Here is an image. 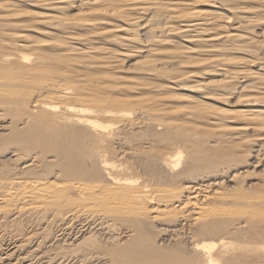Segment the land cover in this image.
I'll return each mask as SVG.
<instances>
[{
  "label": "rangeland",
  "instance_id": "obj_1",
  "mask_svg": "<svg viewBox=\"0 0 264 264\" xmlns=\"http://www.w3.org/2000/svg\"><path fill=\"white\" fill-rule=\"evenodd\" d=\"M88 1L89 0H58V1L57 0H53L52 2L50 1L51 3H49V2H46L44 0H0V20H3V19L7 20L8 17H10V18H8V20H14L15 19L16 22H18V23L20 22V24H22L24 27L25 26H26V28L28 27L27 30H24L23 31V33L26 32L24 35L28 36L29 39H32L33 40L32 43H31V41H29L30 44H34V42L36 40L42 42L43 45L42 44L39 45V47L41 48V51L43 50L42 53H45L46 54V52H48V54H46V55H48V57L53 56V59L52 58H49L50 61H51V63L49 62V60L48 61H45V62H49L50 63L49 66L53 67V69H54V70L52 69L53 71L51 70L52 71L51 73H53V76L51 75V73L50 74L48 73V75H47L48 78L49 77L50 78L51 77H54L55 78V79L53 78L54 81H58V82L61 81V83H64V82L66 83L68 79L71 80V81L68 80L69 83H71L73 81L72 83L75 84V81H76V84H77V85H75V87H76L75 88L76 89L75 91L76 92L83 94L84 92L89 91L86 94L87 95H92L91 97H93V94L94 93L98 94L100 92L98 94L100 97L97 96L96 94L94 96L95 97L97 96V98L99 97L101 100H105V99L108 100L110 97H113V98H118L119 97V99L120 98L121 99L122 98H125V99H130V101H133V102H130L129 103L130 106L128 105V106H126V108L125 107H122L121 108V109H125V110H123V113L126 114V116L125 115L122 116L123 118L121 116H118L117 120L114 121L115 122V125L114 126L117 125L116 128L123 127V124L125 123V121L126 122H132L134 124L133 127H128L127 130H126L129 133V135L125 131L126 132V136H122V140L121 141H123L122 144L124 143V145H121L120 144L121 142H118L119 143V146H118V143L117 144H114V145H117L114 148L115 151L117 150L116 152H118V150L122 149V150H124V152L125 151L127 152L129 150L128 152L130 154V152L133 150L131 152V154H130V156H131L132 159L129 158L130 156H128V154H127L128 152L125 153L126 154L125 157H127V159L129 160L128 161V164L126 162V160H127L126 158H124L125 161L123 159H121V162H126V164H125L126 167H129L131 169V171L134 172V173H132L130 171V173H131L130 175H132L133 178L137 179V177H138L139 182L141 180V182H140L141 184L142 183H145L146 182V177H150L151 176V175H148L149 174V171H151L150 174H152V173L154 174L156 172V175L154 174V178L156 176L158 178V176H159L158 174H162L163 171H164L163 169H159L160 167L158 165V163H159V159L158 158H161L162 157V155L159 154V153H161L160 151L161 150L164 151L165 149H166L165 151H167V148L170 147L169 145H171V144L175 145V151L178 150L180 148V146H183L184 148H182V150H183V153H185L184 154L185 155V161H182L181 167H184L185 166L186 161L188 163L192 161L193 163L192 162L189 163L190 165L187 163L186 169L184 167V168H182V170H185V172L187 174H189V171H190L191 173L189 175L192 174V177L195 178V179H192V177L191 176H188L187 174H185V176L183 175L182 177L183 178H185V177H187V178L191 177L189 179H192V181H194V182L196 181V178H197L196 185L197 184L198 185H200V184L206 185L207 182H208L207 184H209V183H213L214 181L217 183V180H218V182H222L223 181L222 182L223 185L220 188V192L223 194V196H225L224 198H225L226 201L224 202V204L223 203L222 204L217 203L220 206L217 205V204H216V206H219V207L225 208V209H229L236 216H239V217L240 216L241 217L244 216V217H246L245 220L242 218L244 221H247L248 220L247 221L248 222V225H247L248 227H246L247 230L245 229V231L243 230V232H241V233L238 231L239 234H236L237 232L236 233L235 232H232V234L235 233L236 237L241 234L240 235L241 238L239 236L237 238H235L234 235H231V238L233 239V237H234V239H235V240L233 239L234 241H236L238 238H240V240H242V238H243V240L241 242H239L240 240H237L236 242L237 243H244L245 241L248 240L247 239V235L253 229L256 230V231H258V232H262L263 229L262 228H261L262 230L260 229V225H262L264 223V222H262V221H264V160H263L264 159V133H263L264 132V129L263 130L260 129L258 131L255 130L254 131L251 128L252 124H250L251 126L250 125L248 126V123L250 122L249 120H253V119H251L253 117L254 118H256V117L257 118H261L263 116L262 119H264V83H263L264 82V80H263L264 79V64H263L264 63V9H261L264 6V3L262 2L263 0H260V2L263 3V4H260L258 0H245V1L244 0H242V1L241 0H234V1L233 0L232 1L231 0H174V1H172V0H127V5H132V6H127V7H125V5H126V1L125 0H123V2L125 1L124 3L122 2V0L119 1L120 2L119 3L120 5H117V6H115L116 5L115 2H117V0H115V1L113 0L114 3H113L112 0H107L108 2L105 0L107 3L106 2L105 3H102V5L104 4L103 6L102 5H99V4H98L99 6L97 4H95V6H94V4L92 6L90 5L89 7H87V6L84 7V5L81 6V2H83L82 4H84V2L87 3ZM92 1H94V0H92ZM96 1H98V0H95V2ZM102 1L104 2V0H102ZM121 2H122V4H121ZM236 3H237V5H236ZM109 5H111L112 8L114 7L113 11H111V6L109 7ZM123 6L125 7V9L122 8ZM146 6H148L149 9ZM257 6H258V9H257ZM106 7H108V8H106ZM133 7H135V8L133 9ZM144 7L147 8L146 9L147 11L145 10ZM174 7L177 8V10ZM115 8H117L118 11H119V12L117 11V14L118 13H121L122 10L125 11L126 13L123 14V15H121V14L115 15V13H116V9ZM131 8H132V10H131ZM173 8L175 10H173ZM107 9L108 10L110 9L111 12L108 11ZM137 9H138V12H136ZM141 9L144 10V11L141 12ZM182 9H183V11H182ZM102 10L104 12H106V13L107 12H110V13L115 12V13L113 15H110V13H109V15L106 14V13H104L105 14L104 15V14L100 13V11H102ZM133 10H135V11H133ZM171 11L175 12L176 14L175 13L172 14ZM88 12H89V14L86 16V19L92 21L90 23H92L94 25V28L93 29H90V28L87 29V27L85 29V28H82L81 27V28L73 29V30L72 29H70V30L69 29L68 30L66 29L67 30L66 31V30L62 29V27H60L58 23L52 22V23H55V24H51V22L46 21V17L48 15H54V16H56L58 18L60 17V18H67V19H76L79 15H83V14L85 15ZM139 12H141V13H139ZM144 12H146L147 14L144 13ZM166 12H169V14H171L172 17L170 15L169 16H166L168 14ZM137 13H139V14H137ZM181 13H184V14H181ZM194 13H199V14L201 13V17L202 18L203 17L204 18L207 17L205 20H208V22H209V23L207 22V24L203 26V29H204L203 31L204 32L201 31L202 30L201 28L199 30H196V34L199 33L198 35H196L195 32L193 33V30H190L189 29V27H188L189 25H186L185 26V24H187V22L186 21H185L186 23L184 22L185 19H188L189 20V18H191L190 15L191 14H194ZM203 13H204V15L202 16ZM205 13H207V14L205 15ZM152 14H153V17H152ZM160 14L162 15L161 17H160ZM185 14H187V16ZM57 15H59V16H57ZM173 15H176V19H177V16L179 17L178 18L179 20H181L180 18H182L183 16H185L184 17L185 19H183V21L180 23L179 20H176L175 19V16H173ZM4 16H6V17L5 18H1V17H4ZM138 16H139V18H138ZM164 17H165V20H164ZM168 17H169V19H167ZM154 18H156V19H154ZM173 18L175 19V21H174ZM134 19H136V20L139 19V20L136 21V23H135L134 22L135 21ZM150 19L152 21L155 20L156 22L159 21L158 22L159 24L156 23L157 24V28H156V24L155 23H153V25H152V22H151ZM149 20H150L151 23L149 22ZM167 20H168V22H167ZM249 20H250V22H249ZM21 21H23V22H21ZM146 21L148 23H146ZM166 22H167L168 26H167ZM23 23H26V24H23ZM183 23H184V25H183ZM0 25H1L0 28H3V23L2 22L0 23ZM53 25L55 27H53ZM146 25H148V26H146ZM151 25H152V28L154 30L155 29L156 30L159 29V30L153 31L151 29ZM159 25H161V26H159ZM247 26H249V27H247ZM159 27H161L162 32H161V30H160ZM168 27L170 28V30L172 28L171 32H173V29H175L177 31L174 30L173 33H170V32L167 33L166 31L169 30ZM245 27H247L249 29H245ZM26 28H24V29H26ZM32 29H33V31H32ZM152 31H153V33H152ZM132 34L134 36L136 35V37H134L135 39H133V40H135L134 42H132V43H121L120 42V39H122V38H125L126 39L127 36L128 37H129V35L132 36ZM29 35H30L31 38L29 37ZM165 35H167V36H165ZM202 35L203 36H206V35L212 36V37H214V40L213 41L206 42V41H204V38L205 37H203ZM227 35H239L240 37H243V38L241 40L239 38L238 39L237 38H232L230 40L231 37L227 39ZM159 36H161L163 38H161ZM196 36H199V37H196ZM113 38H115V39H113ZM154 38H156L157 40L156 39L154 40ZM195 39H196V41H194ZM225 39L228 40V41H225ZM248 39H250L251 42ZM113 40H115V41H113ZM166 40H169V41H166ZM236 40L237 41L240 40V41L236 42ZM155 41L156 42L160 41V43L158 42L160 45L158 43H156ZM163 41H165V43ZM230 41H231V43H230ZM224 42H226V43H224ZM230 44H232V45H230ZM248 44L250 45V47H249ZM242 45H245V46H242ZM227 46H228L229 49L227 48ZM71 48H74V49H72V50H74V52L72 51V53H71V50H70ZM92 48L94 50H89V49H92ZM184 48H185V51H184ZM186 48L189 49L190 51L189 50L187 51ZM231 48H233V49L231 50ZM235 48H237V49H235ZM68 49L70 51H67V54H66V51L65 50H68ZM178 49H182V51L186 55L188 53V56L184 55V57L182 56L183 57L182 59L181 58L179 59L177 57V59L179 61L177 59L175 60L174 57H173L174 59H172V57H171V56H173V52L172 51L175 52V50H176V52H177ZM234 49H235V51H233ZM57 50L58 51L61 50L60 53ZM230 50L233 51V52H231ZM96 51H97V53H96ZM98 51L101 53L100 55H99ZM186 51H187V53H186ZM25 52L26 53H29L28 55H30V53H32V51H30V52L25 51ZM51 52H52V54H50ZM111 53L115 57L114 59L111 56ZM45 54H44V56H46ZM54 54H57V56L54 55ZM89 54H90V56H89ZM80 55L82 57H80ZM174 56H176V55L174 54ZM85 57H86V59L83 60V58H85ZM92 58L95 59V60H93ZM110 58H111V60H109ZM221 58L222 59L223 58L224 59L226 58L225 59L226 60V63L222 64L221 67H218V69H219L218 70L217 69V66L214 65L213 62L216 61V60H219ZM228 58H229V60H231L230 63H227V62H229ZM31 59L33 61L35 58H31ZM51 59L53 60V63H52V60ZM56 59L57 60L60 59V62L59 61L56 62ZM70 59H72L73 61L70 60ZM193 59H195V60L193 61ZM212 59H213V61H212ZM214 59H216V60H214ZM232 59H233L234 64L232 62ZM61 60L65 61V62H63ZM197 60L199 61L198 63L196 62ZM201 60H202V62H201ZM109 61L113 62L114 64L112 63V66L111 65H108L107 66V63L106 62H109ZM180 62L181 63L185 62L184 63L185 65L184 64H181ZM189 62L191 63V65H190ZM192 62H194V65H193ZM47 65L48 64L42 65V66H44V68L42 66H40L41 67V70H38V71H41V73L44 72V70H42V68L45 69L46 68L45 66H47ZM152 65H154V66H152ZM38 66L39 65H37V68H38ZM72 68H74V69H72ZM227 68H231V70L230 69H227ZM50 69L51 68L49 67V68H46L45 70H49L50 71ZM146 69L147 70L149 69V70L148 71H145ZM220 70H222V71H225V70L227 71L228 70V71H230L233 74L236 73L234 75L236 77H234V80H233L234 84H233L232 81L231 82L230 81L229 82H225V84L227 86H224V87H227V88H224V89H221V88L216 89V87L213 88V86H212L213 84L212 85L210 84V89H209V86H208V84L206 85V83H210V82H213V81H217V80L222 79L218 75L219 72H220ZM149 71H151V72H149ZM152 71H153V73H152ZM162 71H164V72H162ZM165 72H167V74H164ZM175 72H176V74H175ZM170 73H172L173 75L170 74ZM181 73L184 74V75H182ZM252 73H254V74H252ZM43 74H45V72ZM63 74H66L65 77H64ZM37 75H38V77H41L42 76V75L40 76V73L38 72L33 77H36ZM45 75L43 77H41V78H43V80L45 79V81L43 82V80L41 79L42 82H40V84L43 83V85H44V84H47L48 81H50V82L52 81V79H50V78L48 79L47 77H45ZM56 75L57 76H60V77H57ZM99 75H101L102 77L99 76ZM256 75H258V76H256ZM252 76H253V80H252ZM254 76H256V77H254ZM259 76H261V77H259ZM115 77L117 78V80H116ZM262 77H263V79H262ZM58 78H61V79H58ZM104 78H105V80H104ZM28 79H30V78H28ZM38 79H40V78H37V81H36L37 83L39 82ZM78 79L79 80L88 81L89 82L88 83L89 87L88 86L85 87L84 85H81L83 83H81V81H79ZM99 79H100V81H99ZM244 79H245V81H244ZM31 80H33V84H34V82H35L34 79H31ZM96 80H98L97 81L98 84H97ZM257 80H258V82H257ZM28 81H30V80H28ZM77 82L78 83L80 82L81 84L79 83V86H78V83ZM100 82H101L102 85L101 84L99 85ZM37 83H35V85H31L30 83L29 84H26L27 86H25V90L27 89V91H29V92H30V90L31 91L33 90L34 92L35 91L41 92L42 90L39 89L40 87L38 88V84ZM203 83H204V85H203ZM238 83H239V85H238ZM114 84H116L117 87L114 86ZM91 85H93V87H91ZM112 85L114 87L111 89ZM198 85H199L200 88L199 87L197 88ZM30 86H33V87L30 88ZM34 86H36L37 88L34 87ZM80 86H81V89H80ZM98 86H100V87L103 86V90H102V87L101 88L100 87L98 88ZM107 86H111L109 88L112 91L109 90L107 88ZM118 86L120 87L121 90L123 88H124V90H122V92H121V90L119 91ZM229 86L231 87V89H229L230 88ZM27 87L30 88V90H28ZM82 87H83V89H82ZM104 87H105V89H104ZM77 88H79V89H77ZM84 88H86L88 90H86ZM106 88L108 90H106ZM115 88H116L117 91L115 90ZM90 89H91V91H90ZM228 89L231 91L230 94H232V95L229 94L230 91ZM148 90H149V92H148ZM211 90H213V91H211ZM138 91L141 92V93H139ZM198 91H201L202 93L201 92H198ZM37 92H35V93H37ZM90 92H92V93H90ZM226 92H228V93L226 94ZM111 93L112 94L114 93V94L112 95ZM115 93H116V95H115ZM207 93H208V95H207ZM221 94H222V96H221ZM245 94H247V95L249 94L248 95L249 99L246 100V98H248V97ZM114 95H115V97H114ZM126 95H128V96H126ZM214 95H216V96H214ZM240 95H241V98H240ZM242 95H244V96H242ZM134 97H135V99H134ZM252 97H254L255 99H258V101H256L255 99H253V101H252ZM239 98L241 99V101H240ZM242 98H243V100H242ZM150 100H152L153 102L150 101ZM223 100H225V101H223ZM249 100L251 101V103H248ZM246 101H247V103H246ZM244 102H245V104H244ZM133 103H134V105H133ZM135 107H137V109H138L137 112H136L137 109ZM198 108H200V109H198ZM0 110L3 113V110L1 108H0ZM146 110H148V112H149V110L152 111V112L150 111L149 114L150 113L151 114L154 113L153 110H156V111L157 110H161V112L159 111V113L162 115V117L159 118V121H156L155 120V119H158V117L157 118L155 117V119L152 120L154 118V116H152L153 118L150 121V122L153 121L152 124L155 123L154 125H158L159 123H157V122H162V126H160V128H159L160 130L155 128L157 130L156 131L153 128V125H152V127L149 126L150 124H148V125L146 124L147 126L146 125L145 126L144 125L143 126L141 125V127H140V125L138 124V121L139 120H137L138 119V116L141 115L139 113L142 112V111H145L146 112ZM203 110H205V111H203ZM6 111L8 112V109H6ZM221 111L225 112L228 120L224 118L226 116ZM238 111H240V112L241 111H246V114L248 112L249 113L247 115L246 114L245 115L244 114L241 115ZM7 112H5V113H7ZM10 113H9L8 116H7V114L5 115L4 113L1 114V115L5 116V117L7 116V118L9 117V119H7V118L4 117L3 118L4 120H2V119H1L2 121L0 120V131H1L0 132V151H1L0 152V154H1L0 155V171L7 170L6 172L3 171V174H1L2 172H0V178L2 176L5 177L6 176L5 175L6 173L7 174H10L11 171H13V170L14 171L10 174L11 176L14 175L15 178L12 177L13 179H16L17 178V176H16L17 174H18V176L19 175L21 176V173H23V174L25 173V175L22 174L23 176L21 178L18 177V179H23L24 180L26 177H27L26 179H29L28 176L31 177L32 174L33 175H36L37 173H39V175H41V173H43V175H42V177H43L44 174H45V171L42 168H44L46 170V167H48L47 165L49 164V166L51 165L50 168H54L53 171H55V167H52V166H56L55 163H53L56 160L58 161V162L56 161L57 163H59V162L61 163L62 161H64V166H65V164H67L65 166V168H67L68 165H70V166H73V165L70 162L69 163L68 162L65 163V161H71V160L72 161H76V160H78V157H80V159L82 158V156H78L77 157V155H76V158H75V154L78 153V152L77 153L75 152V154L73 153L74 154V156H73L74 160L73 159H70V158H68V155L71 153V151L72 152H74V151L69 149L66 152V149L67 148H65V151L60 148L62 154H64V152H66V153L69 152L68 155L66 153L64 154V156L66 155L67 157L66 156L65 157L62 156L61 153H60L61 156H60V154H58L60 157H62L64 159L65 158L66 159L67 158L69 159V160H63L62 159L60 161V159H61L60 157H59L60 159L59 158H56L55 159V156L58 157V155H56L57 152H56V154H54V153H52V154L50 153L51 155L49 153L47 154V151L45 150V148L42 149V146L40 144L38 146L37 144H35L36 142H33L32 140H30L32 138H30L29 141L28 140L27 141L24 140L23 136L26 138L27 134H25V133H28V130H26L27 132L26 131H24V132L19 131L20 128L14 127L13 126V123H12V120L16 123L19 120H17V121H15V120L17 118L19 119L23 115V116H25V117H23L24 118V121H25V118H26V122H28L27 121V117L30 116V114L29 115L27 114L26 109L25 110H19L18 111V109H16V108L13 109V110H11ZM233 113H235L237 116L235 114H233ZM142 114H144V112ZM223 114H224V117L222 116ZM128 115H130V116H128ZM198 115L200 117L202 116L203 118L201 117V119H200L198 117ZM12 116H13V119L11 118ZM206 116H207V118H206ZM213 116H215V118H221V117H223V120L221 118L222 122H220V124H218V126L220 125L221 127L220 126L219 127L218 126H214V125L211 124L213 121H211L210 118H208V117H213ZM119 117H121V118H119ZM0 118H1V116H0ZM23 118L21 117V119H23ZM204 118H206V119H204ZM242 118L243 119L244 118H247L248 121H246V119L243 120ZM5 119H7V120L5 121ZM21 119H20V121H21ZM135 120L137 121V123H134ZM20 121H19V123H20ZM154 121H156V122H154ZM119 122H120L121 126L118 125ZM167 123H169V124L172 123V124L177 125L178 130L181 129V130H179L180 132L181 131H184V129H185V127H181V126H186L189 129H191L192 128V125H193V128L195 127L194 128L195 131H196V128L197 129L198 128L200 129L201 132H199V129H198L196 133L201 134L202 135L201 137H198L196 133H195L196 135L193 133V136L198 137L197 139H200V140L195 139V137L194 138L193 137L192 138L190 137L191 140L194 139V146H197L196 148L194 147V149H193V151L196 150V151H194L196 155L195 154H192L195 157H192V155H189V154H191V152H189V151L190 150L192 151V147H191V149L187 148V145H189V142L190 143H193V142H191V140L190 141L187 140V143H185L187 145H185L184 144V141H186V140L184 138H181L182 140H180V141H183V139H184V141H183V143H180V141H179L180 138L178 136V133H180V132H178V131L171 132L170 131L168 133L169 129L168 130L165 129L166 131L164 130V128H166V126L164 127V125L167 124ZM10 124H12V125H10ZM20 124H18V126L21 127V130L23 131V129H24L25 126L22 129V125L23 124L24 125H27V124H25V122L24 123H20ZM221 124H223V125H221ZM179 125H181L180 126L181 128H179ZM210 125H212V126H210ZM247 126H248V129H247ZM242 127L245 128V129L244 130H240V128H242ZM130 128H131V131H129ZM182 128H184V129H182ZM16 131H17V133L20 132V133H18V135L19 134L21 135V133H22V135L21 136L20 135L19 136H16L15 135ZM125 132H124V134H125ZM206 132H210L209 133L210 135L208 133H206ZM171 133H175V134H171ZM203 134H204V136H203ZM7 135H9V136L7 137ZM127 135H128V137H127ZM167 135H169V137ZM182 135H183V137L186 136L185 134H182ZM5 136H6V138H4ZM10 136H11V138H10ZM170 136H173L174 138H175V136L178 137V138H175L174 139V142L175 143L174 142H170L171 140H169V139H172L173 140V137L171 138ZM13 137L15 138V140H14ZM17 137H21V139L18 140ZM125 137H127V140L125 139ZM165 137H167V138H165ZM123 138L126 141L123 140ZM6 139L8 140V142L5 141ZM16 139L18 140V142H17ZM167 139L169 141H166L165 142V140H167ZM176 139H178L179 142L177 141V143H176ZM187 139H189V137H187ZM12 140H13V143L10 142ZM21 140L22 141L24 140L23 143L21 142ZM30 141H32V142H30ZM20 142L22 143L21 145H20ZM17 143H19V145ZM33 143H34V145H33ZM178 143L181 144V145H179ZM231 143L234 144V145H232ZM242 143L244 145L246 144L247 146L246 145L245 146H242L243 145ZM248 143H249V145H248ZM230 144H231V146H230ZM239 144L243 148H241V146L239 147ZM17 145L20 148L23 147L22 149H24L27 146L26 147L27 148V150H26L27 152H28V149L30 148V146L34 147V146L37 145L39 147V149L37 148V146H36L37 149H35V147L34 148H30V149H33V151H37V152L39 150V152H41V154L43 155V157H42V155L39 156L40 155L39 152L38 153L37 152H34V155L37 156L39 158V160H40L39 161L40 162V165L38 164L39 165L38 166L39 167L38 169L35 168L37 170H34V168L32 169V171L34 170V172L33 173L31 172L32 173V174L30 173L31 175L30 174L28 176L26 175L29 172L28 173L27 172H23V171L21 172L22 165L24 164L25 161L27 162L29 160V158L28 159L26 158L27 160H23L24 162H21L22 159H20L18 161L16 160V158H18L20 156V154L19 155L18 154H14V153H18L19 152V149L20 148L18 149L17 148L18 147ZM12 146L14 147V149L12 148ZM40 146H41L42 151L44 150L43 152L40 150ZM4 147H6V148H4ZM63 147H65V146L63 145ZM229 147H230V149H228ZM15 148H17L18 151H16ZM4 149H5V151H4ZM8 149H10V150H8ZM22 149H20V152L22 154H24L23 152H26V151H23ZM30 149H29V152H30ZM130 149H131V151H130ZM185 149H189V150H185ZM215 149L216 150H219L221 152L223 151L224 153H221V155H220L219 151H216V152H218L216 154ZM134 150L136 152H134ZM147 151H149V152H147ZM186 151H188L187 152V154L189 153L188 155L186 154ZM11 152L12 153L14 152V153L12 154ZM32 152H30V157L34 159L35 156L33 157V155H31V154H33ZM124 152L121 151V153H120V151H119L118 154H120V155L118 157H120L121 154L124 153ZM137 152H138V155H142V157H138V155L136 156ZM145 152H147V154H145ZM206 152L207 153L209 152L208 154H211V155L205 154ZM141 153H143L144 155L141 154ZM198 153H200V157H197V156H199ZM22 154L20 156L21 158H23V156H24ZM25 154H26L25 157L26 156L29 157V155H27V153H25ZM45 154H46L47 157H48V155L49 156L54 155V158H52V157L51 158L50 157L47 158L45 156ZM71 154H70L69 157H72L73 154L72 155ZM223 154H225V156ZM163 155H164V153H163ZM184 155H183V159H184ZM44 156H45V158H44ZM132 156L133 157H136V158H133ZM40 157H41V159H40ZM201 157H203V158L201 159ZM193 158L194 159L195 158H198L197 159L198 161H195L196 159L193 160ZM53 159H54V161H53ZM80 159L78 160L79 162L81 161ZM204 159H205L206 162L204 161ZM49 160H51L53 162H51ZM83 160H84V158H82V161ZM115 160H118V159H115ZM13 161H14V164H13ZM19 161H20V164L21 165L19 164V166H17L18 163H19ZM37 161H38V159H37ZM48 161L51 162V164ZM84 161L82 162V163H84L82 165H81V162H80V164L77 162V166L75 164L76 162H74V165L76 166V168L74 166L73 169L75 170V172L80 169L81 171L80 170L77 171L79 173L81 172L80 174L78 173L80 176L79 175H75L74 176L73 175L74 173L73 174L71 173L72 172V170H71L72 167L69 170H67L69 172L66 171L67 173L64 174V171L66 169L64 170L63 169L64 167H61L63 173L61 174V171H60L61 169H58L60 171V174H59L60 177H58L57 176L58 174H56V173H58L57 168H60L59 167V164L57 165L58 167L56 168V171H55L54 174H55V176H57L60 179L61 177L66 176L68 173H70L69 176L67 175L66 177H64V180L65 181L68 180V179H65V178H69L70 177V180H68V181L71 182V180L73 179V178H71L72 177L71 175H73L75 177L74 181L72 180L73 182L79 181V178H81V180H83V177H85L86 179L88 178L87 179L88 181L91 180V182L90 181L89 182L92 183V177L93 178H95V177L97 178L98 175L101 174L100 173L101 171H100V169H99L100 172L98 170H96L97 169V166L95 165L94 162H91L89 164V163H86L88 160L85 161V162ZM89 162H90V160H89ZM93 163H94V165H93ZM44 164L46 166H44ZM131 164H132V166H131ZM137 164L139 165V167L141 165V167L139 168ZM84 165H88V166L85 167ZM188 165H189V167H188ZM192 165H194L193 166L194 169H192ZM81 166L82 167L84 166L85 168H88L89 167V172H88L87 169H85L86 171L84 172V169L82 170ZM91 166L93 168H94V166L96 167V169L95 168L94 169L98 172V174H95L96 171H94V169L92 171V167ZM157 167H159V168H157ZM11 168H12V170H11ZM50 168H49L50 171L48 170V172H53ZM77 168H79V169H77ZM199 168H200V170H199ZM224 168H225V170H224ZM39 169H42L41 171H43V172H41V171L37 172ZM157 169H158V171L161 170V172L159 171V173H158L157 172ZM188 169H189V171H188ZM145 170H148V172L145 171ZM193 170L198 171L196 173L197 174H200L201 176H204V177H200V175H197V174H195L197 176H195V175L193 176V172H192ZM219 170H220L219 174L218 173L215 174V172H218ZM93 172H94L95 175L93 174L94 176H91L89 173H93ZM145 172H146V174L148 173L147 174L148 176L145 174ZM46 174L49 177V179H46V180H48V181L50 180V182L53 181L52 178H54V175H52V173H51V175H49L50 173L48 174L47 172H46ZM46 174H45L44 178H48V177H46ZM86 174H88L89 177ZM138 174L139 175L142 174L143 176L142 175L139 176ZM213 174L216 175V176L219 175V176H217V178H219V179L216 178V180H215ZM10 175H7L5 178L3 177L4 179H1L0 182L2 180H6V178H7L6 181H8L9 179L12 180V178H11ZM39 175L38 176L36 175L38 178L36 176H35V178L32 176L33 177L32 179H41V177ZM82 175H83V177H82ZM101 175H99V178H100L101 181L104 182V177L102 175V177H103V180H102L101 177H100ZM163 175L165 176L166 179H163L164 176H161V177L159 176V178H161L164 181L166 180L167 183H165L164 181H162L159 178L156 179V180L152 176L150 178L154 179L155 181L161 180V181H158V182L159 183L162 182L161 184L163 186L165 184L166 185L167 184L170 185L172 183L174 184V182L171 181L172 178L174 177V175L173 176L172 175L169 176L165 172H164ZM206 175H207V178L208 179L205 177ZM212 175H213V177H212ZM234 175H238V178L234 179L232 177ZM24 176H25V178H24ZM50 176H52V177H50ZM167 176H169V177H167ZM170 177H172V178L171 179H168V180L170 182H172V183L169 184V181H167V178H170ZM198 177H199L200 181L198 180ZM44 178L42 180H44ZM58 178L55 177L53 182H59V180L57 181ZM85 178H84V180H86ZM96 178L93 179V181L95 180V182H96L98 180L96 183H98V182L100 184L103 183V182L99 181V179H96ZM150 178L147 179V182H148V180ZM183 178L180 179V180H182V182H184V183H182L180 181H179V183L176 182V181L175 182L179 186H180V183L183 185V184H185V180L183 181ZM187 178H185V179H187ZM201 178H203L205 180L207 179V180L205 181V180H203ZM211 178H214V179H211ZM152 179H150V180H152ZM189 179H187V181H190L191 182V180H189ZM64 180H62V181H64ZM154 180L151 181V184L154 182ZM201 180H203L204 182L201 181ZM88 181H84V182H88ZM187 181H186V183H187ZM158 182H155V184L154 183L153 184L156 187H158V185H160ZM148 183H150V182H148ZM178 185H176V186L178 187ZM165 186L164 187H161V188H165ZM176 186H175V188H176ZM166 187H168L169 189L174 188V186H172V185L171 186H166ZM71 196H75V194H72ZM72 198L78 199V197H76V196L75 197H72ZM6 208H8V207H6ZM11 209H13V210H11ZM256 209L259 210V214L262 213L263 215L262 214L261 215H258V212H257ZM14 210H15L14 208H10L9 210L7 209V210L2 211L0 213V226L2 227L3 224L5 225V226L3 225L2 228H0V230H1L0 231V240H1V237H3L5 235L2 238L4 241L3 240H1L2 242L0 241L1 244L4 243L3 245L0 244V257H1V259L3 258L2 259L3 261H1V259H0V262L3 263V264H8V263L9 264H11V263L13 264L14 262L16 264V261H19V258H21L24 261V263L20 259V261L17 262V264L18 263L19 264H22V263L23 264H29V259L31 260L32 258L34 259V261H33L34 264H43V263L45 264L46 262H51V263L54 262V264H58V263H56L58 261V259H56L57 261H55V260L50 261L49 257L50 258L51 257H54L56 254L59 253V251H60V254L62 253V255H65V254H63V252L67 253L68 252L67 250H69L68 254H71L72 251H74L77 248L78 250H75V251L78 252V253H80L81 252V249L79 250V248H81L83 246H85V248H86L88 246L87 244H89L90 246L91 245H94V247L92 246L93 249L90 248V250H94L95 248H98L99 249L100 247H102V249H106V244H108V239L107 238H109L110 236L107 235L106 233H104V232H102L100 230L98 231L96 229H93L92 230V228L91 229H88L87 228L86 231L83 230V229H79L81 227V226L79 227V223L74 222V220H72V221H70V220H64L63 219V216L60 215L62 212H56V211H54V209H52L53 212L50 211V213H47L46 214V215L51 214L50 216H53V218L52 217H49V215L46 216L44 213H42V216L39 215V216H41L39 219H37L39 216H33L36 219L35 218L34 219H31L32 217L27 214V215L21 216L22 218L23 217L26 218V216H29V217H27L28 219L27 218L26 219L24 218V220H21L22 222L25 221L24 223H22L20 221V218H19L20 216H18L17 218L20 221L18 223H19V225H21L20 228H19V225L18 224L16 225L14 223L15 220L18 221L17 218L16 219L14 218L17 215H13V214L16 213V211H15V213H12V212H14ZM246 212H247V214H246ZM52 213H54V214L52 215ZM248 213H249V215H248ZM1 214H2V216H1ZM44 216L47 217V220L45 219ZM56 216H58V219L61 218L62 223L60 222L61 220H57L56 219L57 218ZM259 216H260V218H259ZM5 217L12 219V222H11L10 219H8V220L5 219ZM241 217H240V219H241ZM250 217H251V220H250ZM41 218H42V221L40 220ZM256 218L257 219L259 218L261 220L258 221ZM13 219H15V220L13 221ZM43 219H44V221L46 220L45 221V224H44ZM54 219L57 222L59 221V223H57L56 221L53 222ZM6 220L8 222L10 220V223L15 224L16 226L15 225L12 226L10 223H7ZM28 220L30 222H32V220H33V222L31 223V226H30V222H28ZM36 221H37V223L39 222V224L41 223L40 225L37 224V223H35L38 227L35 224L33 225V223L36 222ZM65 221H67V222H65ZM120 221L121 220H119V222H117L118 224L116 223V225H118L117 227H119L120 229H118V228L117 229L115 228V229L118 230L119 232L121 231L120 232L121 233V238L120 239L124 242V241H127L129 239L126 236V233L124 231L129 226V223H130V225L132 223L130 222V220H127V219H123V221H121V222ZM252 221L255 223L254 226H253L254 223ZM26 222H27V226L28 227L26 226ZM48 222H49V224H48ZM258 222H260V223H258ZM127 223H128V226L125 227L127 225ZM46 224H48L49 227ZM51 224H53V225H51ZM61 224H64V225H61ZM9 225H11V227H9ZM32 225H33V227H32ZM76 225H77V227H76ZM249 225L252 228H250ZM144 226L147 227L145 224H142L141 229H143V231L141 229H140V231L143 234L146 233V235H144V236H147V238L150 240V241H148V243H151L152 242L153 244L156 245L157 244V241H160L161 240L160 243H162L164 241L163 239L166 238V236L164 238V236L162 235V231L160 230L159 227H154L156 225H151V224L149 225V226L154 227V229L152 227L151 228L153 230H155V232L150 227L149 228L152 230V232L158 234V237L159 236H160V238L163 237L161 239L160 238H157V236L154 235V233L148 232L149 229L148 230L147 229L145 230L144 229ZM4 227H5V229L3 230ZM7 227H9V228H7ZM13 227H14V230L12 229ZM16 227L20 230L19 233L21 235H19V234H18V236L15 235L16 234L15 231H17V233L19 231ZM58 227H59V229H58L59 231L57 232V228ZM75 227L78 229V232L79 233L77 232V229ZM15 228H16V230H15ZM43 228L46 229V230L49 229V232L50 233L49 232L48 233L50 235ZM62 228L63 229H66L68 231H66V233H65V232L62 231ZM70 228L73 229V230H71ZM158 228H159V230H158ZM41 229L44 230V231H46V233H44V231H42ZM122 229H123V231H122ZM7 230H9L11 232V234L15 235V237H12V235L10 234V232L7 231ZM249 230H251V231L248 232ZM5 231H6L7 234H5ZM39 231H40V234L38 235ZM145 231H147L149 234L152 233L151 236H149L147 234V232H145ZM185 231H186L185 233L188 234L189 230L187 231V229H185ZM227 231L225 230V232H227ZM246 231L248 233H246ZM87 232L90 233V234H88ZM228 232L231 233V231H228ZM32 233L33 234L36 233L35 234L36 237ZM80 233L83 234L81 236V238H84L85 241H86L87 238H89V239H87V241H90V238L92 237L91 238V239H93V240H91L92 241V244H90L89 242L87 243L85 241H84V243H82L84 239H81L80 238V235H81ZM85 233L87 234V236H86ZM159 233H161V235ZM63 234H65V235H63ZM70 234H71V236H70ZM72 234H73V236H72ZM74 234L77 235V236H75ZM9 235H11V236H9ZM88 235H90V236L88 237ZM94 235H96V236L99 235L97 237H100V235H101L102 238H104V236H105V238H104L105 240H103L101 237L100 238H97V239L95 238L97 240L96 241L98 243L97 244L96 242H94ZM152 235H153V237H152ZM29 236H31V237H29ZM33 236H34V238H33ZM59 236H61V237H59ZM23 237H25L24 238L25 241H27V240L29 241L30 240L29 242L28 241L26 242L28 246L25 244V241L22 240ZM26 237H27V239H26ZM263 237H264V235H263ZM12 238H15V239H12ZM41 238H45V239L42 240ZM152 238H153V240H152ZM156 238L159 239V240H157ZM62 239L67 240L68 242L67 241L66 242L68 244H69V242L71 244L72 240H73L74 243H72V245L69 244L70 246H68V244L65 242V240L63 242ZM148 239H146V240H148ZM166 239L164 241L165 243L163 242L162 244H160L158 242V244L159 245H162V246L164 245L163 246L164 248H168L169 246L171 247L170 243L173 242V241H171L168 244L167 242L170 241L169 240L170 238L167 237ZM14 240H16V241H14ZM45 240H47V241H45ZM74 240H76V241H74ZM177 242H178V245H177V247L174 246L175 249L176 248L178 249V246H179V250H181V246H182V248L186 249L185 250L186 253L184 252V254H187L188 255V253H187L188 252L187 251L188 245H186V242L183 243L185 245H183V244L181 245V242H179V241H177ZM104 243H105V245H104ZM42 244H43V246H42ZM63 244L68 249L66 247H64ZM73 244H74V246H73ZM80 244H82V245H80ZM165 244L167 246H165ZM23 245L26 246V247H24ZM40 245H41V248H40ZM18 246H19V248H18ZM76 246H78L79 248L76 247ZM184 246H186V247H184ZM16 247L18 249H16ZM23 247H24V249H23ZM61 247L62 248L64 247L63 249H67V250H63ZM69 247H70V249H69ZM72 247H73L74 250L72 249V251L70 252V250H71ZM20 249H22V250H20ZM56 249H60V250L55 251ZM102 249H100V250L103 251ZM172 249H174V248H172ZM172 249H171V251H172ZM37 250L39 251V253H38ZM167 250L170 251L169 248ZM183 250H181L182 254H183ZM61 251H63V252H61ZM75 251H74V253H76ZM171 251H170V253H171ZM44 252H47V253L45 254ZM53 252L55 253V255L52 254ZM172 252H174V250ZM35 253H36V256L38 257V258L36 257L38 260L34 256ZM81 253H85V252H81ZM166 253L163 252V255L166 254ZM30 254H32V257H31ZM43 254H44V256H42ZM50 254H52V255H50ZM68 254H66V255H68ZM80 254H78V255H80ZM39 255L41 256L40 259H39V257H40ZM45 255L48 256V259H47V257ZM81 255H83V254H81ZM168 255L166 254V256H168ZM189 256H190V253H189ZM7 257H8V259H7ZM24 257L25 258L27 257L28 261ZM42 257H45V258L43 259ZM58 257H61V256H58ZM96 258H97V256H96ZM263 259H264V255H262L261 258L258 259V261L257 260L254 261L250 257L249 258H244L243 261H242V264H264V260ZM93 260L91 259V262L93 261L92 263L93 264H96L95 261H97V260H95V258ZM48 264H50V263H48Z\"/></svg>",
  "mask_w": 264,
  "mask_h": 264
},
{
  "label": "bare ground",
  "instance_id": "obj_2",
  "mask_svg": "<svg viewBox=\"0 0 264 264\" xmlns=\"http://www.w3.org/2000/svg\"><path fill=\"white\" fill-rule=\"evenodd\" d=\"M44 1H46V2H49V3H51L53 0H44ZM51 1V2H50ZM58 1V0H57ZM107 1V0H106ZM105 0H104V2L102 1V0H98V1H96L95 2V0L94 1H88L87 3H85L84 2V4H82L83 2H81V6L82 5H84V7L85 6H87V7H89L90 5L92 6L93 4H94V6H95V4H99V5H102V3H105L106 2ZM113 1V0H112ZM115 1V0H114ZM114 1H113V3H114ZM119 1H121V0H117V2H115L116 3V5L115 6H117V5H120L119 3ZM126 1V5H125V7H127V6H132V5H127V0H125ZM124 1V2H125ZM172 1H174V0H172ZM232 1V0H231ZM234 1V0H233ZM242 1V0H241ZM245 1V0H244ZM259 1V3L260 4H263L264 3V0L262 1L263 3H261L260 2V0H258ZM257 1V2H258ZM45 2V3H46ZM108 2V1H107ZM106 2V3H107ZM122 2H123V0H122ZM122 2H121V4H122ZM123 2V3H124ZM130 2V1H129ZM44 3V2H43ZM112 3V4H113ZM241 3V2H240ZM48 4V3H47ZM46 4V5H47ZM110 4V3H109ZM129 4V3H128ZM98 5V6H99ZM104 5V4H103ZM102 5V6H103ZM124 5V4H123ZM138 5V4H137ZM141 5V4H140ZM143 5V4H142ZM236 5H237V3H236ZM48 6V5H47ZM111 5H109V7H110ZM135 6V5H134ZM262 6V5H261ZM260 6V7H261ZM120 7V6H119ZM125 7L123 6L122 8H124L125 9ZM142 7V6H141ZM140 7V8H141ZM147 8H148V6H146ZM226 7V6H225ZM235 7V6H234ZM106 8H108V7H106ZM135 7H133V9H134ZM137 8V7H136ZM139 8V7H138ZM143 8V7H142ZM145 8V7H144ZM147 8H145V10L147 9ZM175 8V7H174ZM173 8V10H177V8H175L174 9ZM230 8V7H229ZM83 9V8H82ZM103 9V8H102ZM113 9H114V7L112 8V6H111V11H113ZM116 9V13L115 12H113V13H110L111 11H110V9L108 10V11H110V12H104L103 10L102 11H100V13H102V14H104V13H106V14H108L109 15V13H110V15H113L114 13H115V15H119V14H121V15H123V14H125L126 12L125 11H123L122 10V12L121 13H118L117 14V11H118V9L117 8H115ZM129 9V8H128ZM149 9V8H148ZM172 9V8H171ZM232 9V8H231ZM257 9H258V6H257ZM261 9H264V6H263V8H261ZM91 10V9H90ZM131 10H132V8H131ZM180 10V9H179ZM178 10V11H179ZM127 11V10H126ZM133 11H135V10H133ZM140 11V10H139ZM142 11H144V10H142L141 9V12ZM147 11V10H146ZM182 11H183V9H182ZM191 11V10H190ZM9 12V11H8ZM11 12V11H10ZM90 12V11H89ZM89 12L88 13H86L85 15L83 14V15H79L76 19H67V18H58V17H56V16H54V15H48L47 17H46V21H48V22H51V24H55V23H52V22H56V23H58L59 24V26L60 27H62V29H64V30H70V29H78V28H85L86 29V27H87V29L88 28H90V29H93L94 28V25L92 24V23H90V22H92V21H90V20H88V19H86V16L89 14ZM119 12V11H118ZM136 12H138V9H137V11ZM141 12H139V13H141ZM151 12V11H150ZM165 12V11H164ZM172 12V14H174L175 12H173V11H171ZM170 12V13H171ZM260 12V11H259ZM12 13V12H11ZM16 13V12H15ZM139 13H137V14H139ZM144 13H146V12H144ZM159 13V12H158ZM161 13V12H160ZM166 13H168L166 16H171L172 17V15L171 14H169V12H166ZM179 13V12H178ZM262 13V12H261ZM147 14V13H146ZM155 14V13H154ZM162 14V13H161ZM160 14V17L162 16ZM165 14V13H164ZM176 14V13H175ZM181 14H184V13H181ZM180 14V15H181ZM207 13H205V15H206ZM10 15V14H9ZM105 15V14H104ZM178 15V14H177ZM179 15V16H180ZM186 16H187V14H185ZM190 15V14H189ZM204 15V13L202 14V16ZM57 16H59V15H57ZM61 16V15H60ZM151 16V15H150ZM165 16V15H164ZM165 16V17H166ZM173 16H175V19H176V15H173ZM191 16V18H189V20L188 19H185L184 17L185 16H183L182 18H180L181 20H179L178 18V16H177V19L176 20H179V22L181 23L182 21H183V19H185L184 20V22L186 21L187 22V24H185V26L186 25H189L188 27H189V29L190 30H193V33L195 32V34H196V30H199L200 28L202 29L201 31H203L204 29H203V26L204 25H206L207 24V22H208V20H205L206 18H202L201 17V13L199 14V13H194V14H191L190 15ZM224 16V15H223ZM6 16H4V17H1V18H5ZM62 17V16H61ZM64 17V16H63ZM141 17V16H140ZM152 17H153V14H152ZM165 17H164V20H165ZM221 17V16H220ZM8 18H10V17H8ZM8 18H7V20H5V19H3V20H0V23L2 22L3 23V28H0V108L3 110V113L6 115L8 112L10 113V111L11 110H13V109H18V111L19 110H25L26 109V111H27V114L29 115L30 114V116H28L27 117V121L28 122H26V118H25V121H24V118L23 117H25V116H21L23 119H21V117L18 119H16L15 121H17V120H19L20 121V119H21V121H20V123H24L25 122V124H27V125H22V129H23V127H24V129H23V131L21 130V127H19L18 126V124H20L19 123V121H17L16 123L12 120V123H13V126L14 127H17V128H20V130L19 131H21V132H24V131H26V130H28V133H25V134H27V136H26V138L23 136V138H24V140H28L29 141V139L30 138H32V139H30V140H32L33 142H36L35 144H37L38 146H39V144L42 146V149H44L45 148V150L47 151V154L49 153H54V154H56V152H57V154L56 155H58V154H60L61 153V149H63L64 151H65V148H67L66 149V152L70 149V150H73L74 152H72L71 151V153L73 154H75V152L77 153V154H75V158H76V155H77V157L78 156H82V158H84V160L85 161H87L86 163H91V162H94L95 163V165L97 166V169H96V167L94 166V168L96 169V170H98L99 171V169H100V173L103 175V177H104V182L103 181H101L100 180V178H99V175H101V174H99L98 175V177L96 178V179H99V181H101V182H103L102 184H100L99 182L98 183H96L95 182V180L93 181V179H95V178H93L92 177V183H90L91 182V180H87L85 177H83V175H82V177H83V180H81V178H79V181H75V182H73L74 181V179H75V175H79L80 173L79 172H77V171H79L80 169V167L79 168H77V169H79V170H77L76 172H75V170L73 169L74 168V162H76L75 164H76V166H77V162L80 164V162H81V165L82 164H84V163H82L83 161H82V158L80 159V157H78V160L80 159L81 161L79 162L78 160H76V161H65V163L66 162H70L73 166H70V165H68L67 166V168H65V166L67 165V164H65V166H64V161H62L61 163L59 162V163H57L56 161H54V159H53V161H51V160H49V161H51V162H53V163H55V165L56 166H52V167H55V171H56V168L58 167L57 165L59 164V167L60 168H57V170L58 169H61L60 171H61V174L63 173L62 172V168L61 167H64L63 169L65 170L64 171V174L65 173H67V172H69V171H67V170H69L71 167V170H72V174L74 175H71L72 177L71 178H73L72 180H71V182H69L68 180H70V177L69 178H65V179H68L67 181H65L64 180V177H66L67 175L69 176L70 175V173H68L66 176H63V177H61L60 179L58 178V177H60V171L58 170V173H56V174H58L57 176H55V171H53L54 170V168H50V166H49V164L47 165L53 172H48V170H49V168L48 167H46V170L44 169V168H42L44 171H45V174H46V172L49 174V175H51V173H52V175H54V178L56 177V178H58L57 179V181L59 180V182H53L54 181V178H52V180L53 181H51L50 182V180L48 181V180H46V179H49V177L47 176V174H46V177H48V178H44V176H45V174H44V176L42 177V175H43V173H41V175H39V173H37L36 175L38 176H40L41 177V179H32L33 177L35 178V176L36 175H33L32 173L34 172V170H37L39 167V165H40V160H39V158L37 157V156H35L34 155V152H37V151H33V149H30V148H34L35 147V149H39V147L37 146V148H36V146H34V147H32V146H30V152H32L33 154H31V155H33V157H34V159L33 158H31L30 157V152H29V149H28V152L26 151L27 150V146L24 148V149H22L23 147H19L18 145H19V143H17L18 145V149L20 148V149H22L23 151H26V152H23L24 154H22L21 152H20V149H19V152L18 153H14V154H20V156H21V154L22 155H24L23 156V158H21L20 156L18 157V158H16V160L18 161V160H20V159H22L21 160V162H24L23 160H27L28 158H29V160L26 162H24V166L22 165V170H21V172L23 171V172H29L28 174H26L27 176L30 174L31 175V177L30 176H28L29 177V179H26L25 178V176H24V180L23 179H18V177H22L23 175H25V173L23 174V173H21V176L19 175L18 176V174L16 175L17 176V178L16 179H13V178H15L14 177V175H10L13 171H11L12 170V168H11V173L10 174H5L6 176L7 175H10L11 176V178H12V180L11 179H9L8 181H6L7 180V178H6V180H2L1 182H0V213L2 212V211H5V210H9L10 208H14L15 210H14V212H12V213H15V211H16V213L15 214H13V215H17V216H15L14 218L16 219L18 216H20L19 218H20V221L21 220H24V218L25 217H21V216H24V215H29V216H31L32 218L31 219H34L35 217H33V216H39V215H41L42 216V213H44L45 215L47 214V213H50V211H52V209H54V211H56V212H62L60 215H62L63 216V219L64 220H70V221H72V220H74V222H77V223H79V229H83V230H87V228L88 229H91L92 228V230L93 229H96V230H100V231H102V232H104V233H106L107 235H109L108 237L109 238H107L108 239V244H106V249H102V247H100L99 249L98 248H95L94 250H90V248H92V246L94 247V245H89V244H87L88 242L90 243V244H92V241L91 240H93V239H91L90 238V241H87V239H89V238H87L86 239V241H85V239L84 238H81V236L83 235V234H81L80 235V238L81 239H84L83 240V242L82 243H84V241L85 242H87L86 244L88 245H86L87 247L85 248V246H83V247H81V248H79L78 246H76V247H78L79 248V250L81 249V252H85V253H81L80 251V253L81 254H83V255H81L80 253H78V252H76L75 250H78L77 248L74 250L73 249V247L71 248V250H70V252L72 251V249L76 252V253H74V251H72V253L71 254H68V252H69V250H67L68 248L64 245V247H66L67 249H63L62 247V249L63 250H67L68 252L67 253H65V252H63V251H61V252H63V254H65V255H62V253L60 254V251H59V253L58 254H56L55 255V251H58V250H60V249H56L52 254H54L55 256L54 257H49V259H50V261H52V260H55V261H57L56 259H58V261L56 262V263H58V264H93L92 262L94 261L93 259L95 258V260H97V261H95L96 262V264L98 263V264H242V261H243V259L244 258H251L252 260H254V261H258V259H260L261 258V256L262 255H264V237H263V235H264V223L262 224V225H260V229L262 230V232H258V231H256V230H249L248 232H250L248 235H247V241H243L244 243H237L236 241L237 240H240V235H238L240 238H238L236 241H234L235 239H234V237H233V239L231 238V235H234L235 236V238H237L236 237V235H235V233L236 234H239V232L241 233V232H243V230L245 231V229L247 230V228L246 227H248L247 225H248V220L247 221H244L245 220V218L246 217H241V219H240V217L239 216H236L233 212H231L229 209H225V208H221V207H219L220 205L219 204H217V203H220V204H224V202L226 201L225 200V196H223V194L220 192V188H221V186L223 185L222 184V182H218V180H217V183L215 182H213V183H209V184H207L206 183V185H204V184H200V185H196V181H197V178H196V181L194 182V181H192V179H195V178H193L192 177V174L191 175H189L191 172L189 171V169H188V171H189V174H187L186 172H185V170H182V168H184L185 167V169H186V165H187V161H186V163H185V166L184 167H181V165H182V161H185V153H183V150H182V148H184L183 146H180V148L178 149V150H176L175 151V145H173V144H171V145H169L170 147H168L167 148V151H160L161 153H159L160 155H162V157L161 158H158L159 159V163H158V165H159V167H157V168H159V169H163L164 171H163V173L162 174H158L159 173V171L161 172V170H159L158 171V169H157V174L161 177V176H164L163 174H164V172L166 173V174H168L169 176H173L174 175V177L172 178V177H170V178H167V181H169L168 179H171L172 178V182H174V184L176 183V182H178L179 183V181L180 182H182V180H180V179H182L183 177V175L185 176V174H187L188 176H191L192 177V179H189V178H191V177H189V178H187V177H185V178H187V179H189V180H191V182L190 181H187V179H185V178H183V181L185 180V184H181L180 183V186L176 183L175 185L172 183V182H170L169 181V184L170 183H172V184H170V185H166L165 183H167L166 182V180L164 181V180H162L161 178H159V176H158V178L159 179H161L162 181H164L165 183V185L166 186H174V188H172V189H169L168 187H166L165 185V188H161V187H164L161 183L162 182H158V181H161V180H158V181H155L156 179H158L157 178V176L154 178V174L156 175V172L152 175V174H150V172L151 171H149V174L148 175H151L154 179H152V178H150V177H146V182L145 183H140L141 182V180H140V182H139V180H138V177H137V179H135V178H133L132 177V175H130L131 173H130V171H131V169L129 168V167H126V162H127V164H128V159H127V157H125V153H127L126 151L124 152V150H122V149H120V150H118V152L120 151V153H121V151L122 152H124V153H122L121 154V156L120 157H118L120 154H118V152H116L115 151V147L117 146V145H114V144H117L118 142H121L120 144L121 145H124V143L122 144V142L123 141H121L122 140V136H126V130H127V128L128 127H133L134 126V124L132 123V122H126L125 120V123L123 124V127H121V128H116V126H114L115 125V122L114 121H116L117 120V118H118V116H126V114H124L123 113V110H125V109H121L122 107H125L126 108V106H130V102H133V101H130V99H125V98H120L119 99V97L118 98H113V97H110L108 100L107 99H105V100H101L99 97V93L98 94H96V93H94L93 94V97H91L92 95H87L86 93L87 92H89V91H87V92H84L83 94H81V93H78V92H76L75 90V85H77L76 84V81H75V84L74 83H69L68 82V80H70V79H68L67 80V82L65 83H61V81L60 82H58V81H54L53 80V78L54 77H49L50 79H52V81L50 82V81H48V83L47 84H44L43 85V83H41L40 84V82H42L41 81V79L43 80V78H41V77H43L46 73V75H45V77H47V75H48V73L50 74L54 69H53V67H51V66H49V64L51 63V61H50V59L49 58H52L53 59V56H51V57H48V55H46V54H48V52H46V54L45 53H42L43 52V50L41 51V48L39 47V45H41L42 44V42L41 41H35L34 42V44H30V42L29 41H31V43L33 42V40L32 39H29L28 38V36H26V35H24L25 33H23V31L24 30H27V28H26V26L24 27L22 24H20V22L18 23V22H16L15 21V19L14 20H8ZM138 18H139V16H138ZM158 18V17H157ZM223 18V17H222ZM228 18V17H227ZM154 19H156V18H154ZM163 19V18H162ZM161 19V20H162ZM167 19H169V17L167 18ZM171 19V18H170ZM174 19V18H173ZM175 19H174V21H175ZM35 20V19H34ZM135 21V23H136V21H138V20H136V19H134ZM151 20V19H150ZM150 20H149V22H150ZM158 20V19H157ZM211 20V19H210ZM148 21V20H147ZM146 21V23H148ZM154 21V22H153ZM151 20V22H152V25H153V23H158V22H156L155 20ZM244 21V20H243ZM247 21V20H246ZM21 22H23V21H21ZM133 22V21H132ZM150 22V23H151ZM167 22H168V20H167ZM167 22H166V24H167ZM185 22V23H186ZM249 22H250V20H249ZM259 22V21H258ZM161 23V22H160ZM209 23V22H208ZM241 23V22H240ZM245 23V22H244ZM23 24H26V23H23ZM159 24V23H158ZM165 24V25H166ZM250 24V23H249ZM57 25V24H56ZM149 25V24H148ZM148 25H146V26H148ZM152 25H151V29L153 30V31H155L153 28H152ZM183 25H184V23H183ZM241 25V24H240ZM248 25V24H247ZM254 25V24H253ZM28 26V25H27ZM159 26H161V25H159ZM167 26H168V24H167ZM239 26V25H238ZM245 26V25H244ZM252 26V25H251ZM0 27H1V25H0ZM53 27H55L54 25H53ZM67 27V28H66ZM164 27V26H163ZM166 27V26H165ZM209 27V26H208ZM247 27H249V26H247ZM247 27H245V29H249V28H247ZM24 28H26V29H24ZM156 28H157V24H156ZM160 28V30H161V27H159ZM169 28V27H168ZM167 28V29H168ZM205 28V27H204ZM237 28V27H236ZM240 28V27H239ZM251 28V27H250ZM150 29V30H151ZM164 29V28H163ZM166 29V30H167ZM186 29V28H185ZM238 29V28H237ZM244 29V30H245ZM66 30V31H67ZM105 30V29H104ZM157 30H159V29H157ZM156 30V31H157ZM165 30V31H166ZM169 30H170V28H169ZM166 31L167 33H173L174 32V30L175 29H173V32H171V30H172V28H171V30L170 31ZM187 30V29H186ZM207 30V29H206ZM205 30V31H206ZM212 30V29H211ZM240 30V29H239ZM32 31H33V29H32ZM153 31H152V33H153ZM164 31V30H163ZM175 31H177V30H175ZM188 31V30H187ZM209 31V30H208ZM207 31V32H208ZM159 32V31H158ZM161 32H162V30H161ZM189 32V31H188ZM187 32V33H188ZM192 32V31H191ZM198 32V31H197ZM204 32V31H203ZM29 33V32H28ZM39 33V32H38ZM160 33V32H159ZM164 33V32H163ZM156 34V33H155ZM161 34V33H160ZM165 34V33H164ZM163 34V35H164ZM191 34V33H190ZM199 33H197L196 35H198ZM204 34V33H203ZM211 34V33H210ZM162 35V34H161ZM168 35V34H167ZM167 35H165V36H167ZM226 35V34H225ZM155 36V35H154ZM164 36V37H165ZM169 36V35H168ZM203 36V35H202ZM29 37H30V35H29ZM126 37V36H125ZM134 37H136V35L134 36L133 34H132V36H130L129 35V37L127 36V38L125 39V38H122V39H120V42L121 43H132V42H134L135 40H133V39H135ZM159 37H161V36H159ZM171 37V36H170ZM196 37H199V36H196ZM201 37V36H200ZM203 37H205L204 38V41H206V42H209V41H213L214 40V37H212V36H208V35H206V36H203ZM231 37V38H230ZM31 38V37H30ZM158 38V37H157ZM161 38H163V37H161ZM167 38V37H166ZM165 38V39H166ZM223 38V37H222ZM228 38H230V40L232 39V38H239L240 40L243 38V37H240L239 35H227V39ZM29 39V40H28ZM107 39V38H106ZM112 39V38H111ZM113 39H115V38H113ZM117 39V38H116ZM156 38H154V40H155ZM97 40V39H96ZM157 40V39H156ZM224 40V39H223ZM240 40H238V41H240ZM245 40V39H244ZM248 40H250V39H248ZM113 41H115V40H113ZM117 41V40H116ZM166 41H169V40H166ZM194 41H196V39L194 40ZM225 41H228V40H226L225 39ZM233 41V40H232ZM237 40H236V42H238ZM243 41V40H242ZM44 42V41H43ZM107 42V41H106ZM156 42V41H155ZM154 42V43H155ZM159 43H160V41H158ZM158 42H156V43H158ZM164 43H165V41H163ZM250 42H251V40H250ZM253 42V41H252ZM158 43V44H159ZM163 43V44H164ZM200 43V42H199ZM202 43V42H201ZM212 43V42H211ZM224 43H226V42H224ZM230 43H231V41H230ZM162 44V45H163ZM198 44V43H197ZM234 44V43H233ZM243 44V43H242ZM247 44V43H246ZM250 44V43H249ZM248 44V45H249ZM252 44V43H251ZM43 45V44H42ZM160 45V44H159ZM199 45V44H198ZM220 45V44H219ZM224 45V44H223ZM230 45H232V44H230ZM229 45V46H230ZM239 45V44H238ZM201 46V45H200ZM242 46H245V45H242ZM247 46V45H246ZM254 46V45H253ZM178 47V46H177ZM237 47V46H236ZM249 47H250V45H249ZM179 48V47H178ZM181 48V47H180ZM219 48V47H218ZM227 48H228V46H227ZM234 48V47H233ZM233 48H231V50L233 49ZM240 48V47H239ZM243 48V47H242ZM254 48V47H253ZM256 48V47H255ZM72 49H74V48H71L70 50H71V53H72V51L74 52V50H72ZM176 49V48H175ZM183 49V48H182ZM182 49H178L177 50V52H176V50H175V52L174 51H172L173 52V56H171L172 57V59H174L175 58V60L177 59V57L180 59H182L183 57H184V55H186L183 51H182ZM187 49V48H186ZM214 49V48H213ZM229 49V48H228ZM235 49H237V48H235ZM235 49L233 50V51H235ZM246 49V48H245ZM69 49L68 50H65L66 51V54H67V51H70ZM89 50H94L93 48L92 49H89ZM96 50V49H95ZM189 49H187V51H188ZM230 50V51H231ZM25 51H27V52H30V51H32V53H30V55H28L29 53H26ZM58 51V50H57ZM61 51V50H60ZM60 51H58L59 53H60ZM184 51H185V48H184ZM187 51H186V53H187ZM190 51V50H189ZM226 51V50H225ZM224 51V52H225ZM233 51H231V52H233ZM237 51V50H236ZM89 52V51H88ZM217 52V51H216ZM220 52V51H219ZM229 52V51H228ZM227 52V53H228ZM239 52V51H238ZM241 52V51H240ZM70 53V52H69ZM96 53H97V51H96ZM98 53H99V55L101 54L99 51H98ZM171 53V52H170ZM206 53V52H205ZM222 53V52H221ZM44 54L46 55V56H44ZM50 54H52V52L50 53ZM83 54V53H82ZM81 54V55H82ZM87 54V53H86ZM115 54V53H114ZM174 54L176 55V56H174ZM190 54V53H189ZM199 54V53H198ZM252 54V53H251ZM54 55H56L57 56V54H54ZM80 55V57H82ZM85 55V54H84ZM88 55V54H87ZM92 55V54H91ZM223 55V54H222ZM59 56V55H58ZM79 56V55H78ZM89 56H90V54H89ZM95 56V55H94ZM111 56L113 57V59L115 58L114 56H113V54L111 53ZM183 56V57H182ZM186 56H188V53H187V55ZM191 56V55H190ZM88 57V56H87ZM174 57V58H173ZM192 57V56H191ZM31 58H35L33 61H32V59ZM90 58V57H89ZM186 58V57H185ZM190 58V57H189ZM188 58V59H189ZM51 59V60H52ZM84 59H86V57L85 58H83V60ZM88 59V58H87ZM93 59V58H92ZM218 59V58H217ZM224 59V58H223ZM222 58L221 59H219V60H216V59H214V60H216V61H214L213 63H214V65H216L217 66V69H218V67H221L222 66V64H224V63H226V58L223 60ZM49 60V62H45V61H48ZM70 60H72V59H70ZM90 60V59H89ZM93 60H95V59H93ZM109 60H111V58L109 59ZM178 60V59H177ZM195 59H193V61H194ZM228 60H229V58H228ZM57 61H59L60 62V59H56V62ZM61 61H63V60H61ZM73 61V60H72ZM88 61V60H87ZM179 61V60H178ZM181 61V60H180ZM204 61V60H203ZM212 61H213V59H212ZM230 61L231 60H229V62H227V63H230ZM63 62H65V61H63ZM69 62V61H68ZM71 62V61H70ZM93 62V61H92ZM175 62V61H174ZM197 63L199 62L198 60L196 61ZM201 62H202V60H201ZM210 62V61H209ZM232 62H233V59H232ZM48 64L47 66H45L46 68H51L50 69V71L49 70H45V69H43L44 68V66H42V65H45V64ZM52 63H53V60H52ZM72 63V62H71ZM107 63V66L108 65H111L112 66V63L113 62H111V61H109V62H106ZM181 63V62H180ZM185 62H183V63H181V64H184ZM190 63V62H189ZM188 63V64H189ZM193 63V65H194V62H192ZM41 64V65H40ZM66 64V63H65ZM101 64V63H100ZM114 64V63H113ZM177 64V63H176ZM187 64V65H188ZM201 64V63H200ZM233 64H234V62H233ZM232 64V65H233ZM238 64V63H237ZM264 64V63H263ZM37 65H39L38 66V68H37ZM71 65V64H70ZM99 65V64H98ZM185 65V64H184ZM190 65H191V63H190ZM196 65V64H195ZM211 65V64H210ZM230 65V64H229ZM260 65V64H259ZM40 66H42L43 68H42V70H44V72H45V74H43L44 72H42L41 73V71H38V70H41V67ZM68 66V65H67ZM152 66H154V65H152ZM227 66V65H226ZM215 67V66H214ZM213 67V68H214ZM67 68V67H66ZM154 68V67H153ZM224 68V67H223ZM226 68V67H225ZM262 68V67H261ZM53 69V70H52ZM72 69H74V68H72ZM100 69V68H99ZM103 69V68H102ZM109 69V68H108ZM156 69V68H155ZM154 69V70H155ZM216 69V70H217ZM227 69H230L231 70V68H227ZM235 69V68H234ZM52 70V71H51ZM57 70V69H56ZM149 70V69H148ZM147 69L145 70V71H148ZM151 70V69H150ZM153 70V69H152ZM159 70V69H158ZM163 70V69H162ZM219 70V69H218ZM260 70V69H259ZM47 71V72H46ZM71 71V70H70ZM74 71V70H73ZM99 71V70H98ZM156 71V70H155ZM165 71V70H164ZM164 71H162V72H164ZM40 73V76L41 77H38V75L36 76L37 78H40V79H38V83L36 82L37 81V78L36 77H33V76H35V74H37V73ZM72 72V71H71ZM149 72H151V71H149ZM158 72V71H157ZM161 72V73H162ZM174 72V71H173ZM215 72V71H214ZM56 73V72H55ZM152 73H153V71H152ZM178 73V72H177ZM217 73V72H216ZM247 73V72H246ZM255 73V72H254ZM254 73H252V74H254ZM59 74V73H58ZM164 74H167V72H165ZM169 74V73H168ZM170 74H172V73H170ZM175 74H176V72H175ZM174 74V75H175ZM182 74V73H181ZM180 74V75H181ZM187 74V73H186ZM236 73H231L230 71H222V70H220V72H219V76L222 78V79H220V80H217V81H213V82H210V83H206V85L208 84V86H209V89H210V84L213 86V88L214 87H216V89H219V88H221V89H224V88H227V87H224V86H227L226 84H225V82H233V80H234V77H236V76H234ZM51 75L53 76V73H51ZM55 75V74H54ZM64 75V77H65V75L66 74H63ZM160 75V74H159ZM173 75V74H172ZM182 75H184V74H182ZM240 75V74H239ZM238 75V76H239ZM57 76V75H56ZM99 76H101V75H99ZM98 76V77H99ZM167 76V75H166ZM171 76V75H170ZM169 76V77H170ZM237 76V77H238ZM246 76V75H245ZM248 76V75H247ZM256 76H258V75H256ZM256 76H254V77H256ZM44 77V78H45ZM57 77H60V76H57ZM56 77V78H57ZM102 77V76H101ZM168 77V78H169ZM178 77V76H177ZM182 77V76H181ZM259 77H261V76H259ZM28 78H30V79H28ZM36 78V79H35ZM48 78V77H47ZM46 78V79H47ZM48 78V79H49ZM62 78V77H61ZM61 78H58V79H61ZM68 78V77H67ZM114 78V77H113ZM112 78V79H113ZM116 78V77H115ZM240 78V77H239ZM245 78V77H244ZM31 79H34V84H33V80H31ZM47 79V80H48ZM55 79V78H54ZM96 79V78H95ZM248 79V78H247ZM250 79V78H249ZM262 79H263V77H262ZM28 80H30V81H28ZM57 80V79H56ZM64 80V79H63ZM79 80V79H78ZM92 80V79H91ZM104 80H105V78H104ZM116 80H117V78H116ZM209 80V79H208ZM215 80V79H214ZM237 80V79H236ZM252 80H253V76H252ZM264 80V79H263ZM32 81V82H31ZM45 81V79L43 80V82ZM71 81V80H70ZM79 81H81V83H83V84H81L80 82V84L81 85H84L85 87L86 86H88L89 87V85H88V81H85V80H79ZM98 80H96V82H97ZM99 81H100V79H99ZM108 81V80H107ZM172 81V80H171ZM244 81H245V79H244ZM31 84V85H35V83H37L38 84V88L40 89V90H42L41 92H37V91H35V92H37V93H35L33 90L31 91L30 90V88H32L33 86H30V88H28V90H30V92L29 91H27V89L25 90V86H27L26 84H29V83ZM117 82V81H116ZM208 82V81H207ZM257 82H258V80H257ZM263 82V81H262ZM78 83V82H77ZM79 83H78V86H79ZM114 83V82H113ZM181 83V82H180ZM199 83V82H198ZM236 83V82H235ZM264 83V82H263ZM36 84V85H37ZM73 84V85H72ZM97 84H98V82H97ZM101 84V82L99 83V85ZM104 84V83H103ZM110 84V83H109ZM108 84V85H109ZM186 84V83H185ZM233 84H234V82H233ZM41 85V86H40ZM102 85V84H101ZM203 85H204V83H203ZM202 85V86H203ZM205 85V86H206ZM231 85V84H230ZM238 85H239V83H238ZM29 86V85H28ZM77 86V87H78ZM114 86H116V84H114ZM113 85H112V87L111 86H107V88L109 89V90H111L113 87H114ZM121 86V85H120ZM193 86V85H192ZM201 86V85H200ZM204 86V87H205ZM207 86V87H208ZM262 86V85H261ZM34 87H36V86H34ZM91 87H93V85H91ZM100 86H98V88H99ZM102 87V90H103V86H101ZM100 87V88H101ZM109 87H111V89L109 88ZM117 87V86H116ZM122 87V86H121ZM124 87V86H123ZM127 87V86H126ZM146 87V86H145ZM199 87V85L197 86V88ZM218 87V88H217ZM230 87V86H229ZM37 88V87H36ZM106 88V90H108ZM118 88H119V91L121 90L120 89V87L118 86ZM200 88V87H199ZM212 88V87H211ZM77 89H79V88H77ZM80 89H81V86H80ZM82 89H83V87H82ZM84 89H86V88H84ZM96 89V88H95ZM104 89H105V87H104ZM187 89V88H186ZM215 89V90H216ZM229 89H231V87L229 88ZM228 89V90H229ZM86 90H88V89H86ZM97 90V89H96ZM95 90V91H96ZM115 90H116V88H115ZM122 90H124V88L122 89ZM122 90H121V92H122ZM129 90V89H128ZM195 90V89H194ZM202 90V89H201ZM206 90V89H205ZM208 90V89H207ZM214 90V89H213ZM213 90H211V91H213ZM78 91V90H77ZM83 91V90H82ZM85 91V90H84ZM90 91H91V89H90ZM93 91V90H92ZM100 91V90H99ZM112 91V90H111ZM117 91V90H116ZM152 91V90H151ZM225 91V90H224ZM223 91V92H224ZM230 91V90H229ZM110 92V91H109ZM136 92V91H135ZM139 92V91H138ZM148 92H149V90H148ZM197 92V91H196ZM198 92H201V91H198ZM215 92V91H214ZM90 93H92V92H90ZM139 93H141V92H139ZM202 93V92H201ZM228 92H226V94H227ZM231 93V91L229 92V94ZM89 94V93H88ZM97 95V96H99L98 98H97V96L95 97L94 95ZM106 94V93H105ZM112 94V93H111ZM114 94V93H113ZM112 94V95H113ZM118 94V93H117ZM129 94V93H128ZM237 94V93H236ZM115 95H116V93H115ZM115 95H114V97H115ZM207 95H208V93H207ZM230 95H232V94H230ZM245 95H247V94H245ZM249 95V94H248ZM248 95H247V97H248ZM106 96V95H105ZM126 96H128V95H126ZM210 96V95H209ZM214 96H216V95H214ZM213 96V97H214ZM221 96H222V94H221ZM239 96V95H238ZM242 96H244V95H242ZM252 96V95H251ZM250 96V97H251ZM109 97V96H108ZM107 97V98H108ZM131 97V96H130ZM103 98V97H102ZM133 98V97H132ZM212 98V97H211ZM218 98V97H217ZM238 98V97H237ZM240 98H241V95H240ZM239 98V99H240ZM134 99H135V97H134ZM220 99V98H219ZM222 99V98H221ZM247 99H249V97L248 98H246V100ZM251 99V98H250ZM253 99H255L254 97H252V101H253ZM260 99V98H259ZM226 100V99H225ZM225 100H223V101H225ZM242 100H243V98H242ZM256 101H258V99H255ZM150 101H152V100H150ZM222 101V100H221ZM240 101H241V99H240ZM153 102V101H152ZM246 103H247V101H246ZM248 103H251V101L249 100V102ZM244 104H245V102H244ZM133 105H134V103H133ZM149 105V104H148ZM241 105V104H240ZM132 106V105H131ZM254 106V105H253ZM213 107V106H212ZM136 109H137V107H135ZM216 108V107H215ZM6 109H8V112L6 111ZM198 109H200V108H198ZM212 109V108H211ZM250 109V108H249ZM196 110V109H195ZM215 110V109H214ZM15 111V110H14ZM135 111V110H134ZM138 111V109L136 110V112ZM151 110H149V112H150ZM154 111V113H150L149 114V112H148V110H146V112L145 111H142V112H140L139 114H141L140 116H138V119L137 120H139L138 121V124L140 125V127H141V125L143 126H145L146 124L148 125V124H150L149 126H151L152 127V125H153V128L155 129H159L160 128V126H162V122H157V123H161L160 125L158 124V125H154L155 123H153L152 124V122H150L151 121V119L153 118L152 116H154V118L152 119V120H154L155 119V117L157 118L158 117V119H155L156 121H159V118L160 117H162V115L159 113V111L161 112V110H153ZM200 111V110H199ZM202 111V110H201ZM203 111H205V110H203ZM208 111V110H207ZM219 111V110H218ZM5 112H7V113H5ZM56 112V113H55ZM144 112V114H142ZM152 112V111H151ZM220 112V111H219ZM221 112H223V111H221ZM241 115H245L246 114V111H238ZM253 112V111H252ZM2 113V111L0 110V116H1V118H0V120L2 119V120H4L3 118L5 117V116H3V115H1V114H3ZM9 113L7 114V116L9 115ZM26 113V112H25ZM159 113V114H158ZM224 114H225V112H223ZM227 113V112H226ZM229 113V112H228ZM249 113V112H248ZM247 113V114H248ZM11 114V113H10ZM21 114V113H20ZM209 114V113H208ZM222 114V113H221ZM224 114L222 115L223 117H224ZM233 114H235V113H233ZM246 114V115H247ZM138 115V114H137ZM200 115V114H199ZM198 115V117L201 119V117ZM205 115V114H204ZM236 115V114H235ZM260 115V114H259ZM263 115V114H262ZM3 116V117H2ZM7 116L5 117V118H7ZM128 116H130V115H128ZM194 116V115H193ZM211 116V115H210ZM225 116H226V114H225ZM230 116V115H229ZM237 116V115H236ZM19 117V116H18ZM121 117H119V118H121ZM137 117V116H136ZM195 117V116H194ZM197 117V116H196ZM223 117H221L222 118V120H223ZM235 117V116H234ZM12 119H13V116L11 117ZM123 118V117H122ZM198 118V119H199ZM203 118V117H202ZM206 118H207V116H206ZM206 118H204V119H206ZM208 118H210V120L211 121H213L211 124L212 125H214V126H218V124H220V122H222V120H221V118H215V116H213V117H208ZM225 119H227V116L226 117H224ZM230 118V117H229ZM251 118V117H250ZM263 118V116L261 117V118H251V119H253V120H249L250 122L248 123V126L250 125V124H252V126H251V128H252V130H260V129H264V119H262ZM7 119H9V117L7 118ZM7 119H5V121L7 120ZM15 119V118H14ZM136 119V118H135ZM241 119V118H240ZM243 119V118H242ZM244 119H246V121H248V119L247 118H244ZM243 119V120H244ZM1 120V121H2ZM130 120V119H129ZM132 120V119H131ZM209 120V119H208ZM228 120V119H227ZM4 121V122H5ZM24 121V122H23ZM123 121V122H124ZM128 121V120H127ZM136 121V120H135ZM134 121V123H137V121L135 122ZM156 121H154V122H156ZM242 121V120H241ZM252 121V122H251ZM8 122V121H7ZM11 122V121H10ZM122 122V121H121ZM208 122V121H207ZM210 122V121H209ZM3 123V122H2ZM6 123V122H5ZM156 123V124H157ZM247 123V122H246ZM245 124V123H244ZM10 125H12V124H10ZM21 125V124H20ZM118 125H120L121 126V124H120V122H119V124ZM138 125V126H139ZM146 125V126H147ZM164 125V124H163ZM212 125H210V126H212ZM221 125H223V124H221ZM6 126V125H5ZM166 126V128H164V130L165 129H169V131H168V133L171 131V132H175V131H178V132H180L179 130H181V129H179L178 130V127H177V125H175V124H169V123H167V124H165L164 125V127ZM181 125H179V128H181V127H185V129L184 128H182V129H184V131H181L180 133H178V136H179V141L180 140H182L181 138H184L186 141H184V139H183V141H184V144L185 143H187V140H191V138L193 137H195V139H197L198 137H201L202 135L201 134H199V133H196L197 132V130L199 129H197L196 128V131H195V127L193 128V125H192V128L191 129H189L188 127H186V126H181ZM195 126V125H194ZM220 126V125H219ZM218 126V127H219ZM248 126H247V129H248ZM10 127V126H9ZM8 127V128H9ZM221 127V126H220ZM245 127V126H244ZM7 128V129H8ZM139 128V127H138ZM163 128V127H162ZM161 128V129H162ZM6 129V130H7ZM155 129V130H156ZM219 129V128H218ZM245 128H240V130H244ZM250 129V128H249ZM10 130V129H9ZM129 130V129H128ZM160 130V129H159ZM158 130V131H159ZM215 130V129H214ZM4 131V130H3ZM15 131V130H14ZM126 131V132H125ZM129 131H131V128H130V130ZM157 131V130H156ZM166 131V130H165ZM164 131V132H165ZM1 132V131H0ZM27 132V131H26ZM124 132H125V134H124ZM199 132H201L200 131V129H199ZM205 132V131H204ZM18 133H20V132H18ZM18 133H17V131H16V133H15V135L16 136H19L18 135ZM128 133V132H127ZM185 134L187 137H189V139H187V137L185 136V137H183V135L182 134ZM193 133L195 134H197V136L198 137H196V136H193ZM206 133H210V132H206ZM205 133V134H206ZM264 133V132H263ZM124 134V135H123ZM131 134V133H130ZM171 134H175V133H171ZM195 134V135H196ZM6 135V134H5ZM21 135H22V133H21ZM20 135V136H21ZM128 135H129V133H128ZM128 135H127V137H128ZM177 135V134H176ZM190 135V136H189ZM210 135V134H209ZM218 135V134H217ZM9 135H7V137H8ZM168 137H169V135H167ZM203 136H204V134H203ZM127 137H125V139L127 140ZM171 138L173 137V136H170ZM191 137V138H190ZM4 138H6V136L4 137ZM10 138H11V136H10ZM14 138V137H13ZM18 138V140L19 139H21V137H17ZM22 138V139H23ZM165 138H167V137H165ZM175 138H178V137H176L175 136ZM174 137H173V140L172 139H169V140H171L170 142H174V139H175ZM203 138V137H202ZM2 139V138H1ZM8 139V138H7ZM5 140V141H7L8 142V140ZM124 138H123V140H125ZM209 139V138H208ZM14 140H15V138H14ZM17 140V139H16ZM18 140H17V142H18ZM23 140V141H24ZM125 140V141H126ZM168 139L167 140H165V142L166 141H169ZM193 140V141H192ZM191 140V142H193V143H190L189 141V145H187V144H185V145H187V148H189V149H191V147H192V151L190 150L189 152H191V154H189V155H192V154H195V152L194 151H196V150H194L193 151V149H194V147L196 148L197 146H194V139H192ZM197 140H200V139H197ZM2 141V140H1ZM23 141L21 140V142L23 143ZM32 141H30V142H32ZM124 141V142H125ZM177 141H178V139H176V143H177ZM178 141V142H179ZM183 141H180V143H183ZM10 142H12L13 143V140L12 141H10ZM20 142V145L22 144ZM249 142V141H248ZM126 143V142H125ZM175 143V142H174ZM11 144V143H10ZM16 144V143H15ZM179 144V143H178ZM232 144V143H231ZM231 144H230V146H231ZM243 144V143H242ZM5 145V144H4ZM13 145V144H12ZM33 145H34V143H33ZM63 145L65 146V147H63ZM114 145V146H113ZM179 145H181V144H179ZM184 145V146H185ZM220 145V144H219ZM232 145H234V144H232ZM246 145V144H245ZM244 144L242 145V146H245ZM248 145H249V143H248ZM6 146V145H5ZM41 146H40V150L42 151V149H41ZM44 146V147H43ZM61 146V147H60ZM118 146H119V143H118ZM218 146V145H217ZM223 146V145H222ZM229 146V145H228ZM241 145L239 144V147H240ZM241 146V148H243ZM247 146V145H246ZM186 147V146H185ZM224 147V146H223ZM222 147V148H223ZM4 148H6V147H4ZM9 148V147H8ZM12 148L14 149V147L12 146ZM17 148H15L16 149V151H18L17 150ZM61 148V149H60ZM119 148V147H118ZM117 148V149H118ZM215 148V147H214ZM217 148V147H216ZM219 148V147H218ZM34 149V150H35ZM126 149V148H125ZM189 149H185V150H189ZM228 149H230V147L228 148ZM233 149V148H232ZM246 149V148H245ZM3 150V149H2ZM8 150H10V149H8ZM21 150V151H22ZM32 150V151H31ZM62 150V151H63ZM149 150V149H148ZM159 150V149H158ZM4 151H5V149H4ZM15 151V150H14ZM15 151V152H16ZM44 151V150H43ZM42 151V152H43ZM63 151V152H64ZM130 151H131V149H130ZM133 151V150H132ZM131 151V152H132ZM198 151V150H197ZM216 151H219V150H216L215 149V152ZM1 152V151H0ZM38 152H39V150H38ZM37 152V153H38ZM66 152H64V154L66 153ZM131 152H130V154H131ZM134 152H136L135 150H134ZM133 152V153H134ZM147 152H149V151H147ZM147 152H145V154H147ZM164 153V155H163V153ZM187 152L188 151H186V154H187ZM193 152V153H192ZM12 153V152H11ZM12 153V154H13ZM25 153H27V155H29V157H25ZM29 153V154H28ZM69 153V152H68ZM68 153H66L67 155H68ZM70 153V154H71ZM209 153V152H208ZM207 152L205 153V154H208ZM212 153V152H211ZM218 152H216V154H217ZM219 153H220V155H221V153H224L223 151L221 152V151H219ZM229 153V152H228ZM36 154V153H35ZM39 156H41L42 154H41V152H39ZM44 154V153H43ZM50 154V155H51ZM62 154V153H61ZM61 154H60V156H61ZM64 154H62V156H64ZM70 154L68 155V158H70V159H73L74 160V158H73V156H74V154L72 155V157H69L70 156ZM80 154V155H79ZM118 154V155H117ZM128 154V156H130V154H129V152L127 153ZM136 154V153H135ZM141 154H143V153H141ZM187 154V155H188ZM199 154V156H197V157H200V153H198ZM197 154V155H198ZM227 154V153H226ZM1 155V154H0ZM138 155V152H137V154H136V156ZM144 155V154H143ZM183 155H184V159H183ZM196 155V154H195ZM208 155H211V154H208ZM219 155V156H220ZM224 156H225V154H223ZM17 156V155H16ZM15 156V157H16ZM45 156H46V154H45ZM45 156H44V158H45ZM59 155H58V157L57 156H55V159L56 158H59L60 157ZM66 156V155H65ZM64 156V157H65ZM134 156V155H133ZM132 156V157H133ZM213 156V155H212ZM42 157H43V155H42ZM47 157V156H46ZM48 157H52V158H54V155H52V156H49L48 155ZM47 157V158H48ZM67 157V156H66ZM138 157H142V155H138ZM190 157V156H189ZM192 157H195L194 155H192ZM208 157V156H207ZM222 157V156H221ZM25 158V159H24ZM27 158V159H26ZM31 158V159H30ZM38 159V161H37V159ZM46 158V159H47ZM61 158V159H60ZM59 159H60V161L63 159V160H69L68 158L66 159H64V158H62V157H60ZM124 158H126L127 160H126V162H121V159H123L124 160ZM130 159H132L131 158V156L129 157ZM133 158H136V157H133ZM203 157H201V159H202ZM209 158V157H208ZM40 159H41V157H40ZM45 159V160H46ZM87 159V160H86ZM115 159H118V160H115ZM120 159V160H119ZM187 159V158H186ZM190 159V158H189ZM188 159V160H189ZM196 159V160H195ZM193 158V160H195V161H198L197 159L198 158ZM15 160V159H14ZM89 160H90V162H89ZM192 160V159H191ZM264 160V159H263ZM42 161V160H41ZM47 161V160H46ZM45 161V162H46ZM48 161V162H49ZM84 161V162H85ZM125 161V160H124ZM190 161V160H189ZM200 161V160H199ZM203 161V160H202ZM204 161H205V159H204ZM11 162V161H10ZM44 162V163H45ZM51 162H49L50 164H51ZM192 162V161H191ZM191 162H189V163H191ZM206 162V161H205ZM47 163V162H46ZM45 163V164H46ZM57 163V164H56ZM63 163V164H62ZM85 163V164H86ZM94 163H93V165H94ZM188 163V164H189ZM193 163V162H192ZM195 163V162H194ZM199 163V162H198ZM13 164H14V161H13ZM19 164H20V161H19V163H18V165L17 166H19ZM39 164V165H38ZM44 164V166H46ZM16 165V164H15ZM21 165V164H20ZM63 165V166H62ZM138 165V164H137ZM157 165V166H158ZM190 165V164H189ZM189 165H188V167H189ZM76 166H75V168H76ZM80 166V165H79ZM85 167H87L88 165H84ZM82 167L81 166V168H82V170L84 169V172L86 171L85 169H87L88 170V172H89V167L88 168H85V167ZM128 166V165H127ZM130 166V165H129ZM131 166H132V164H131ZM136 166V165H135ZM194 165H192V169H194V167H193ZM92 167V166H91ZM137 167V166H136ZM138 167H139V165H138ZM140 167H141V165H140ZM139 167V168H140ZM187 167V168H188ZM196 167V166H195ZM198 167V166H197ZM203 167V166H202ZM34 168V170L32 171V169ZM35 168H37V169H35ZM48 168V169H47ZM93 167H92V171H93V169H94ZM135 168V167H134ZM146 168V167H145ZM144 168V169H145ZM149 168V167H148ZM42 169H39L37 172H39V171H41ZM94 169V171H96ZM155 169V168H154ZM196 169V168H195ZM8 170V171H9ZM30 170V171H29ZM74 170V171H73ZM197 170V169H196ZM199 170H200V168H199ZM223 170V169H222ZM224 170H225V168H224ZM3 171H7V170H3ZM3 171H0V172H2L1 174H3ZM9 171V172H10ZM50 171V170H49ZM67 171V172H66ZM81 171V170H80ZM137 171V170H136ZM145 171H147L148 172V170H145ZM41 172H43V171H41ZM83 172V173H84ZM91 172V171H90ZM97 172V171H96ZM95 172V174H98V172L96 173ZM132 172V171H131ZM142 172V171H141ZM193 172V176L195 175V174H197L196 172H198V171H195V170H193L192 171ZM219 172H220V170L218 171V172H215V174H219ZM225 172V171H224ZM15 173V172H14ZM20 173V172H19ZM76 173V174H75ZM79 173V174H78ZM82 173V174H83ZM132 173H134V172H132ZM223 173V172H222ZM23 174V175H22ZM91 176H94L95 174H94V172L93 173H89ZM94 174V175H93ZM145 174H146V172H145ZM146 174V175H147ZM221 174V173H220ZM87 176H88V174H86ZM85 175V176H86ZM102 175L100 176L101 177V179L103 180V177H102ZM136 175V174H135ZM139 175V174H138ZM142 175V174H141ZM141 175H139V176H141ZM147 175V176H148ZM186 175V176H187ZM197 175H200V174H197ZM197 175H195V176H197ZM214 175V174H213ZM213 175H212V177H213ZM5 176V177H6ZM33 176V177H32ZM36 176V177H37ZM80 176V175H79ZM97 176V175H96ZM137 176V175H136ZM143 176V175H142ZM169 176H167V177H169ZM210 176V175H209ZM208 176V177H209ZM217 176H219V175H217ZM217 176L216 175H214V178H215V180H216V178H217ZM4 176H2L1 178H0V180L1 179H4L3 178ZM39 177V178H40ZM50 177H52V176H50ZM89 177V176H88ZM182 177V178H181ZM200 177H204V176H201L200 175ZM206 178H207V175L205 176ZM234 179H236V178H238V175H234V176H232ZM9 178V177H8ZM31 178V179H30ZM38 178V177H37ZM44 178V180H42ZM77 178V179H78ZM84 178L86 179V180H84ZM148 178H150V179H152V180H154V184H155V182H158L160 185H158V187H156L153 183L151 184V181L152 180H148V182H150V183H148L147 182V179ZM214 178H211V179H214ZM51 179V178H50ZM76 179V180H77ZM140 179V178H139ZM163 179H166L165 178V176H164V178ZM179 179V180H178ZM201 179H203V178H201ZM208 179V178H207ZM206 179V180H207ZM217 179H219V178H217ZM62 180H64V181H62ZM81 180V181H80ZM198 180L200 181V179H199V177H198ZM203 180H205V179H203ZM203 180H201V181H203ZM205 180V181H206ZM4 181V182H3ZM56 181V180H55ZM61 181V182H60ZM83 181V182H82ZM84 181H88V182H84ZM176 181V182H175ZM186 181H187V183H186ZM198 181V182H199ZM209 181V180H208ZM211 181V180H210ZM221 181V180H220ZM204 182V181H203ZM202 182V183H203ZM182 183H184V182H182ZM200 183V182H199ZM157 184V183H156ZM176 185H178V187L176 186ZM175 186H176V188H175ZM216 187V188H215ZM72 194H75V196L76 197H78V199H76V198H72V197H75V196H71ZM225 195V194H224ZM227 197V196H226ZM216 204L217 205H219V206H216ZM55 206V207H54ZM6 207H8V208H6ZM54 207V208H53ZM56 208V209H55ZM4 209V210H3ZM11 210H13V209H11ZM255 210V209H254ZM257 210V209H256ZM247 211V210H246ZM11 212V211H10ZM53 212V211H52ZM257 212H258V215H261V214H259V210H257ZM6 214V213H5ZM54 213H52V215H53ZM246 214H247V212H246ZM49 215V217H52L53 218V216H50L51 214H48ZM48 215H46V216H48ZM248 215H249V213H248ZM263 215V214H262ZM1 216H2V214H1ZM6 216V215H5ZM8 216V215H7ZM29 216H26V218L27 217H29ZM41 216H39L37 219H39ZM45 217V216H44ZM48 217V218H49ZM57 218V220H61V218H59L58 219V216H56ZM60 217V216H59ZM249 217V216H248ZM262 217V216H261ZM3 218V217H2ZM22 218V219H21ZM25 218V219H26ZM43 218V217H42ZM42 218L40 219L41 221H42ZM51 218V219H52ZM244 220H243V219ZM253 218V217H252ZM259 218H260V216H259ZM257 219L258 221H260L261 219ZM5 219H10V218H6L5 217ZM15 219H13V221L15 220ZM18 219V218H17ZM28 219V218H27ZM36 219V218H35ZM45 219L47 220V217H45ZM123 219H127V220H130V222L132 223L131 225H130V223H129V226H128V223H127V225L125 226V227H127L126 228V230L124 231L125 233H126V236L129 238L127 241H122L120 238H121V231L119 232L118 230H116L117 228L118 229H120L119 227H117L118 225H116V223L117 222H119V220H121V221H123ZM6 220V221H7ZM11 220V222H12V219H10ZM10 220H9V222L7 221V223H10ZM45 220V221H46ZM63 220V221H64ZM118 220V221H117ZM250 220H251V217H250ZM249 220V221H250ZM263 220V219H262ZM19 221V219H18V221L17 220H15V224L17 225H19V223L18 222H20ZM39 221V220H38ZM43 221H44V219H43ZM45 221H44V224H45ZM50 221V220H49ZM54 221H56L55 219L53 220V222ZM117 221V222H116ZM120 221V222H121ZM255 221V220H254ZM4 222V221H3ZM22 222V221H21ZM25 221H23L22 223H24ZM28 222H30L29 220H28ZM32 222H33V220H32ZM32 222H30V226H31V223ZM40 222V221H39ZM39 222L37 223V221L36 222H34L33 223V225L35 224V223H37V224H39ZM57 222V221H56ZM55 222V223H56ZM61 223H62V220L60 221ZM65 222H67V221H65ZM145 222V223H144ZM253 222V221H252ZM262 222H264V221H262ZM52 223V222H51ZM57 223H59V221L57 222ZM254 223V222H253ZM252 223V224H253ZM257 223V222H256ZM258 223H260V222H258ZM12 226H14L15 224H13V223H10ZM41 224V223H40ZM39 224V225H40ZM43 224V223H42ZM48 224H49V222H48ZM48 224H46L47 226H48ZM75 224V223H74ZM118 224V223H117ZM142 224H145L146 226L149 224H151V225H156V226H154V227H159L160 228V230L162 231V235L164 236V238H165V236H166V238L168 237V238H170L169 240L170 241H168L167 243L169 244L171 241H173V242H171L170 243V245H171V247L169 246L168 248H169V250L171 251V249L172 248H174V249H172V251L174 250V252H172L171 251V253H170V251H168L167 249L168 248H164L162 245H159L158 244V242L160 243V241H157V244L155 245V244H153L152 242L151 243H148V241H150L148 238H147V236H144V235H146V233H142L141 231H140V229H141V226H142ZM250 224V223H249ZM4 225V224H3ZM3 225H2V227H3ZM11 225H9V227H11ZM15 225V226H16ZM33 225H32V227H33ZM36 225V224H35ZM45 225V226H46ZM51 225H53V224H51ZM61 225H64V224H61ZM147 226V227H145L144 226V229L146 230H148L149 229V231L148 232H152V230L154 229V227H152V226ZM255 225V223L253 224V226ZM5 226V225H4ZM20 226L21 225H19V228H20ZM24 226V225H23ZM26 226H27V222H26ZM29 226V227H30ZM37 226V225H36ZM55 226V225H54ZM59 226V225H58ZM124 226V225H123ZM132 226V227H131ZM252 226V225H251ZM263 226V227H262ZM1 226H0V228H2ZM9 227H7V228H9ZM18 227V226H17ZM16 227V228H17ZM28 227V226H27ZM38 227V226H37ZM49 227V226H48ZM52 227V226H51ZM65 227V226H64ZM63 227V228H64ZM76 227H77V225H76ZM75 227V228H76ZM152 229H150V228ZM249 227H250V225H249ZM16 228H15V230H16ZM45 228V227H44ZM43 228V229H44ZM47 228V227H46ZM62 228V231L63 232H65L66 233V231H68V230H66V229H63ZM73 228V227H72ZM116 228V229H115ZM143 228V227H142ZM159 228H158V230H159ZM250 228H252V227H250ZM249 228V229H250ZM5 229V227L3 228V230ZM11 229V228H10ZM13 230H14V227L12 228ZM11 229V230H12ZM18 229V228H17ZM59 229V227L57 228V232L59 231L58 230ZM61 229V228H60ZM71 229V228H70ZM74 229V228H73ZM73 229H71V230H73ZM77 229V228H76ZM185 229H187V231L189 230V232H188V234L187 233H185L186 231H185ZM12 230V231H13ZM19 230V229H18ZM22 230V229H21ZM27 230V229H26ZM42 230V229H41ZM44 230H46V229H44ZM44 230H42V231H44ZM142 231H143V229H141ZM151 230V231H150ZM157 230V229H156ZM157 230V231H158ZM225 230L227 231H231V233H229L228 231L227 232H225ZM1 231V230H0ZM7 231H9V230H7ZM47 231V233L49 232V229L48 230H46ZM46 231H44V233H46ZM61 231V230H60ZM91 231V230H90ZM97 231V232H98ZM122 231H123V229H122ZM154 232H155V230H153ZM239 231V232H238ZM10 232V231H9ZM20 230L18 231V233H17V231H15V235H17L18 236V234L19 235H21L20 233ZM73 232V231H72ZM77 232H78V229H77ZM76 232V233H77ZM96 232V231H95ZM145 232H147V231H145ZM147 232V234L149 235V236H151V234L152 233H154V232H152V233H148ZM225 232V233H224ZM232 232H235V233H233L232 234ZM247 231H246V233H248ZM258 232V233H257ZM3 233V232H2ZM25 233V232H24ZM30 233V232H29ZM42 233V232H41ZM50 233V232H49ZM48 233V234H49ZM62 233V232H61ZM79 233V232H78ZM77 233V234H78ZM88 233V232H87ZM142 233V234H141ZM164 233V234H163ZM5 234H7L6 233V231H5ZM10 234H11V232H10ZM33 234V233H32ZM36 234V233H35ZM35 234H33L34 236H35ZM40 234V231H39V233H38V235ZM58 234V233H57ZM69 234V233H68ZM86 234V233H85ZM84 234V235H85ZM88 234H90V233H88ZM93 234V233H92ZM95 234V233H94ZM99 234V233H98ZM124 234V233H123ZM160 235H161V233H159ZM12 235V237H15V235H13V234H11ZM11 235H9V236H11ZM31 235V234H30ZM43 235V234H42ZM50 235V234H49ZM60 235V234H59ZM63 235H65V234H63ZM75 235V234H74ZM154 235H156L157 236V238H160V236L158 237V234H156V233H154ZM245 235V234H244ZM243 235V236H244ZM3 236V235H2ZM5 236V235H4ZM3 236V237H4ZM34 236H33V238H34ZM70 236H71V234H70ZM72 236H73V234H72ZM75 236H77V235H75ZM86 236H87V234H86ZM90 235H88V237H89ZM92 236V235H91ZM97 236H99V235H97ZM96 235H94V242H96L97 240V238H100L101 237V235H100V237H97ZM104 236V235H103ZM123 236V235H122ZM3 237H1V240H3L2 238ZM29 237H31V236H29ZM36 237V236H35ZM57 237V236H56ZM59 237H61V236H59ZM58 237V238H59ZM152 237H153V235H152ZM245 237V236H244ZM8 238V237H7ZM17 238V237H16ZM25 237H23V241H25V239H24ZM39 238V237H38ZM63 238V237H62ZM72 238V237H71ZM75 238V237H74ZM96 238V239H95ZM102 238V237H101ZM104 238H105V236H104ZM104 238H102L103 240H105ZM156 238V239H157ZM161 238H163V237H161ZM160 238V239H161ZM165 238V239H166ZM12 239H15V238H12ZM18 239V238H17ZM26 239H27V237H26ZM36 239V238H35ZM34 239V240H35ZM42 240H44L45 238H41ZM66 239V238H65ZM65 239H62L63 240V242H64V240ZM68 239V238H67ZM73 239V238H72ZM78 239V238H77ZM146 239H148V240H146ZM155 239V238H154ZM165 239H163L164 241H165ZM246 239V238H245ZM0 240V241H1ZM10 240V239H9ZM32 240V239H31ZM56 240V239H55ZM69 240V239H68ZM152 240H153V238H152ZM157 240H159V239H157ZM167 240V239H166ZM242 240H243V238H242ZM242 240H240L239 242H241ZM4 241V240H3ZM14 241H16V240H14ZM28 241V240H27ZM27 241H25V244L27 245ZM30 241V240H29ZM28 241V242H29ZM37 241V240H36ZM45 241H47V240H45ZM67 240H65V242H66ZM74 241H76V240H74ZM79 241V240H78ZM99 241V240H98ZM163 241V242H164ZM177 241H179V242H181V245L183 244V243H185L186 242V245H188V249H187V253H188V255L187 254H184V252H185V250L186 249H184V248H182V246H181V250H183V254H182V252H181V250H179V246H178V249L176 248L175 249V247H177V245H178V242ZM2 242V241H1ZM20 242V241H19ZM41 242V241H40ZM62 242V241H61ZM68 242V241H67ZM66 242V243H67ZM162 242V243H163ZM18 243V242H17ZM31 243V242H30ZM47 243V242H46ZM72 243H74L73 242V240H72V242H71V244H70V242H69V244L70 245H72ZM78 243V242H77ZM80 243V242H79ZM97 243V242H96ZM162 243H160V244H162ZM165 243V242H164ZM166 243V244H167ZM177 243V244H176ZM1 244V243H0ZM4 244V243H3ZM3 244H1V245H3ZM24 244V245H25ZM29 244V243H28ZM33 244V243H32ZM44 244V243H43ZM43 244H42V246H43ZM68 244V243H67ZM68 244V246H70ZM94 244V243H93ZM98 244V243H97ZM165 244V246H167ZM6 245V244H5ZM23 245V246H24ZM30 245V244H29ZM38 245V244H37ZM52 245V244H51ZM76 245V244H75ZM79 245V244H78ZM80 245H82V244H80ZM104 245H105V243H104ZM183 245H185V244H183ZM21 246V245H20ZM28 246V245H27ZM59 246V245H58ZM73 246H74V244H73ZM173 246V247H172ZM175 246V247H174ZM5 247V246H4ZM24 247H26V246H24ZM24 247H23V249H24ZM32 247V246H31ZM184 247H186V246H184ZM18 248H19V246H18ZM17 247H16V249H18ZM35 248V247H34ZM38 248V247H37ZM40 248H41V245H40ZM39 249V248H38ZM61 249V250H62ZM69 249H70V247H69ZM93 249V248H92ZM100 249H102L103 251H101ZM2 250V249H1ZM20 250H22V249H20ZM34 250V249H33ZM98 250V251H97ZM167 250V251H166ZM179 250V251H178ZM16 251V250H15ZM38 251V250H37ZM167 253H166V252ZM163 252L164 253H166L168 256H166V254H164L163 255ZM12 253V252H11ZM20 253V252H19ZM25 253V252H24ZM38 253H39V251H38ZM43 253V252H42ZM45 254L47 253V252H44ZM80 254V255H78V254ZM186 253V252H185ZM189 253H190V256H189ZM52 254H50V255H52ZM66 254H68V255H66ZM9 255V254H8ZM26 255V254H25ZM24 255V256H25ZM28 255V254H27ZM31 255V257H32V254H30ZM49 255V256H50ZM186 255V256H185ZM2 256V255H1ZM35 258L37 257L36 256V253H35ZM40 256V255H39ZM42 256H44V254L42 255ZM46 256V255H45ZM58 256H61V257H58ZM96 256H97V258H96ZM28 257V256H27ZM27 257L25 258V259H27ZM47 257V259H48V256H46ZM12 258V257H11ZM15 258V257H14ZM38 258V257H37ZM36 258V259H37ZM41 258V256L39 257V259ZM43 259L45 258V257H42ZM0 259H1V257H0ZM3 259V258H2ZM1 259V261H3ZM6 259V258H5ZM4 259V260H5ZM7 259H8V257H7ZM17 259V258H16ZM20 259L21 258H19V261H20ZM24 259V260H25ZM35 259V260H36ZM91 259L93 260L92 262H91ZM15 260V259H14ZM38 260V259H37ZM46 260V259H45ZM264 260V259H263ZM19 261H16V264H17V262H19ZM21 261L24 263V261L21 259ZM26 261V260H25ZM27 261H28V259H27ZM33 261H34V259L32 258L31 260L29 259V264H32L33 263ZM40 261V260H39ZM43 261V260H42ZM5 262V261H4ZM94 262V263H95ZM1 263V262H0ZM8 263V262H7ZM21 263V262H20ZM22 263V264H23ZM28 263V262H27ZM43 263V262H42ZM47 264L48 263H50V264H54V262H46ZM45 263V264H46ZM261 263V262H260ZM1 264H3V263H1ZM9 264V263H8ZM12 264V263H11ZM13 264H15V262L13 263ZM19 264V263H18ZM34 264V263H33ZM44 264V263H43Z\"/></svg>",
  "mask_w": 264,
  "mask_h": 264
}]
</instances>
